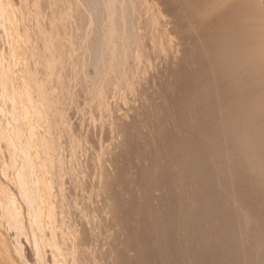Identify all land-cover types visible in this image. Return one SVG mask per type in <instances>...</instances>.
Segmentation results:
<instances>
[{
    "label": "bare ground",
    "instance_id": "obj_1",
    "mask_svg": "<svg viewBox=\"0 0 264 264\" xmlns=\"http://www.w3.org/2000/svg\"><path fill=\"white\" fill-rule=\"evenodd\" d=\"M0 1H4V0H0ZM6 1V0H5ZM9 1L10 0H8V2H7V5H8V3H9ZM12 1V0H11ZM14 1V0H13ZM16 1V0H15ZM21 1V0H20ZM39 1V0H38ZM38 1H36V2H34V3H37ZM59 1H62V0H59ZM78 1V0H77ZM81 1V0H80ZM91 1V0H90ZM101 2H105L106 0H100ZM99 1V2H100ZM115 2L114 0H107L106 2H105V4L104 3H100V5H98V6H100V7H102V6H105V9L104 8H102V9H104L103 10V13L104 12H106V9H107V12L106 13H108V15H106V13H105V15H106V17L107 16H110L111 18H113V20H114V18H115V21H114V23L115 24H113V23H111V21L109 20V22H108V20H104V23H105V21H107V23H109V25H110V27H109V25H108V27H109V31H107L108 29H105L106 31H107V33H109L110 32V34H111V32H113V34H111L110 35V37L112 38V35H113V37H114V35H116V32H115V34H114V31H120L121 29L123 30V28H125V27H127V25L126 24H128V28H127V30L129 31V32H131L130 34L128 33V31L126 30V32L129 34L128 35V38H127V41H129L131 38H133L132 39V42L133 43H135L134 44V46L132 45V47H135V45H137L138 47H135V48H137V50H138V48H139V46L140 47H142V46H144V45H146L147 43L146 42H144V40H146L147 41V39H145L144 38V36L142 37V38H144L143 40L141 39V36L140 35H138V34H140V31H143V30H141L142 28H141V26H143V28L144 29H150V34L151 33H153L154 31H155V29H157L156 31H155V33H158L157 31L159 30L158 28H159V24L161 23V18H163V17H160V14L159 13H161L160 11H159V9L157 10L156 9V7L152 4V3H150L148 0H126L127 1V3L125 4L126 5V8L124 9V8H122V10H125V12L123 11V16H124V20H125V14H131V16L132 17H136L137 18V16L138 15H135L137 12V9H139L138 10V13L137 14H139V12H140V9H142V11L145 13V14H147V18H146V16L144 15V13L143 12H141L140 14L142 15V13H143V15H144V18H145V20H143L142 18H139V16H138V18L139 19H141V20H143L144 21V23H142V24H140V20L137 18L136 19V22L132 19H130V22H128L127 21V19L130 17V16H128V18L125 20V21H123V19H121L122 17H120V15H121V9H120V3H121V5H122V3L124 4L125 2H124V0L123 1H121V0H116V2H115V4L117 3V1L119 2L118 4H116V5H119V9H118V6L117 7H115V9H117L118 11L120 10V15H118L119 13H118V11H117V13H116V10L114 9V7L113 6H115V5H113L112 6V4L111 3H113V2ZM154 1V0H153ZM184 1V0H183ZM187 2H192V1H194L195 2V0H186ZM198 1V0H197ZM18 2V1H17ZM22 2H24V0H22ZM40 2V1H39ZM44 2V1H43ZM48 2H50L49 0H48ZM63 2V1H62ZM75 1H73V3H74ZM89 2V1H88ZM97 2V1H96ZM162 2L165 4V6H169V9H166L167 10V12H168V10H171V13H170V11H169V13L170 14H174V13H176V12H178V13H176V15L178 14V15H183L184 14V19L180 16L179 18H177L178 17V15H177V17H176V15H173V16H175L177 19H179V21L175 18V22L177 21V23H176V26H177V31L180 29H178V23L179 22H181L182 20H189L190 21V19H188V18H186L185 19V16L186 17H189V15H190V11L188 12L187 11V13L189 14L188 16L187 15H185V13L186 12H184L183 11V8L185 7V8H187L186 6H182V5H184L183 4V2L181 1V0H177L176 2H177V4H179L178 2H182V5H180L179 4V6H177V4H176V6L174 5V6H172V4L173 3H176V2H174L173 0H162ZM187 2H185V5L186 4H189L190 5V2L189 3H187ZM193 2V3H194ZM202 2V1H201ZM239 2V1H238ZM4 3V2H3ZM2 3V4H3ZM16 3V2H15ZM19 3V2H18ZM54 3V2H53ZM55 3H56V1H55ZM57 3H59L58 1H57ZM67 3V5L65 6V5H61V4H66ZM69 3V4H68ZM76 4H72L71 3V1L70 0H68V1H66V0H64V2L63 3H59L60 4V6H58V7H61V6H63L62 7V10L63 11H57L58 13V15L56 16V18H58V19H60V20H58L59 22H60V25H62V20H66V18H69L70 16H69V12H70V15H72L73 13H74V15H75V19L74 18H70V19H73V20H75V21H77V19L76 18H78L77 16H76V14L79 12L78 11V8H80V6L83 4H78V3H80L79 1H78V3L77 2H75ZM90 3V2H89ZM88 3V4H89ZM156 3V2H155ZM1 4V3H0ZM1 4V5H2ZM5 4H6V2H5ZM14 4V3H13ZM24 4H26L25 2H24ZM40 4V5H39ZM38 4V6H39V8H41L40 6H41V3H39ZM44 4V3H43ZM53 5V6H51V5ZM58 4V5H59ZM72 4V5H71ZM84 4H85V2H84ZM87 4V3H86ZM87 4V5H88ZM97 4V3H96ZM103 4V5H102ZM146 4H148V5H146ZM158 4V3H157ZM162 4V3H161ZM9 5H11V3L9 4ZM17 5V4H16ZM30 5V4H29ZM32 5V4H31ZM48 6H49V8L48 9H51L52 7H54V8H56L55 7V4H52V2L51 3H49V4H47ZM46 5V6H47ZM57 5V4H56ZM74 5H76V7L74 6ZM124 5V6H125ZM127 5L129 6V5H131V6H129V7H127ZM146 5V6H145ZM156 5V4H155ZM13 6V5H12ZM15 6V5H14ZM20 6V5H19ZM25 6V5H24ZM35 6V5H34ZM37 6V7H38ZM51 6V7H50ZM74 6V7H73ZM86 5H84V7H85ZM89 6L90 5H88L87 7L89 8ZM133 6V8L135 7L136 8V10H135V8L133 9H131L130 7H132ZM145 6V8H143ZM180 6H182V7H180ZM191 6V5H190ZM1 7V6H0ZM4 7V4H3V6L1 7V8H3ZM9 7V6H8ZM17 7V6H16ZM32 7V6H31ZM36 7V8H37ZM58 7H57V9H58ZM87 7H86V9H87ZM107 7V8H106ZM113 7V8H112ZM175 7V8H182V11L184 12H180L181 10H179V8H178V10H176V12L175 11H173L172 12V10H173V8ZM198 7V6H197ZM231 7H233V6H231ZM231 7H229V8H231ZM6 8H7V6H6ZM15 8V7H14ZM22 8V9H21ZM25 8H27V7H25ZM34 8V7H33ZM32 8V9H33ZM39 8H37L38 9V12L37 13H35L36 11H37V9H35L34 8V10H32V11H35V12H33V13H35L36 15H33L32 13H29V14H32V16H34V18H36V17H38V16H40V17H42L41 15H43V17H44V14H46L47 12V8H46V10H44L46 13H44L43 14V12H42V10L43 9H39ZM64 8V9H63ZM74 8H76V9H74ZM96 8H98V7H96ZM95 7H94V10H95V13H100V11H96L97 9H96ZM110 8H112L111 10H115L114 12L113 11H111L110 10ZM127 8H129V10L131 9V11L130 12H132V13H129V11L127 12ZM171 8V9H170ZM174 8V9H175ZM4 9H5V7H4ZM4 9H1V11L4 13L5 11H4ZM20 9H21V14H22V10H23V12H25L24 11V9H23V7H20ZM45 9V8H44ZM53 9V8H52ZM92 9V8H91ZM101 8H99V10H100ZM101 9V10H102ZM144 9V10H143ZM145 9L146 10H148V12H145ZM188 9V8H187ZM186 9V10H187ZM193 9V8H192ZM192 9H191V11H192ZM219 9V8H218ZM225 9H227V8H225ZM234 9V8H233ZM233 9L232 10H228L229 12H231V11H233ZM239 9V8H238ZM10 10H12V9H10ZM15 10V9H14ZM41 10V12H39ZM54 10H56V9H54ZM59 10H61V8L59 9ZM72 10H74L75 12H72L71 13V11ZM80 10H82V9H80ZM88 10V9H87ZM90 10V9H89ZM133 10L136 12V13H134L133 12ZM201 10V9H200ZM0 11V13H2ZM7 11H9V10H7ZM51 11L52 10H50V14H52L53 15V17L55 16L54 14H53V12L54 11H52V13H51ZM84 10H82V12H83ZM150 11V12H149ZM196 11V10H195ZM227 11V10H226ZM240 10H238L236 13H237V16L235 17V18H237L238 17V13H241L240 15H242L244 12L241 10V12H239ZM30 12V11H29ZM63 12V13H62ZM81 11L79 12V13H81V14H85L86 12H83L82 13ZM92 12V11H91ZM127 12V13H126ZM223 13H224V10L222 11ZM6 14H7V12H5ZM17 13V12H16ZM28 13V11L26 12V14ZM76 13V14H75ZM78 13V14H79ZM88 13V12H87ZM90 13V12H89ZM95 13H93L94 15V18H91L92 20H94V19H96V18H101V17H105V15L103 14V16L101 15V17L100 16H98V15H96ZM101 13H102V11H101ZM100 13V14H101ZM113 13H116L117 15H118V17H120V20L121 21H123L124 23H126V24H123V22H121L120 20H119V18L118 17H116L117 15L116 14H113ZM134 13V14H133ZM193 13V12H192ZM232 13H234V12H232ZM231 13V16L233 17V14ZM236 13H234V14H236ZM5 14V15H6ZM10 14V13H9ZM41 14V15H40ZM48 14V13H47ZM62 14V15H61ZM64 14L65 15H68L67 17L66 16H64ZM81 14L79 15L80 16V18L82 17V19H84V14L81 16ZM169 14V15H170ZM194 14V13H193ZM213 14H215V13H213ZM212 14V15H213ZM4 15V16H5ZM13 15H14V12H13ZM19 15V14H18ZM17 15V16H18ZM28 15V14H27ZM27 15H26V17H25V14L23 13V15H21V18L23 19V18H25V20H26V18H28L30 15H28V17H27ZM87 15V14H86ZM90 15H92L91 13L88 15V16H90ZM114 15H116V16H114ZM135 15V16H134ZM162 15V14H161ZM219 15V14H218ZM220 15H222V17H223V14H221V12H220ZM229 16H230V14H228ZM239 15V16H240ZM10 16H11V14H10ZM10 16H8V17H10ZM15 16V15H14ZM46 16V15H45ZM49 16V15H48ZM47 16V17H48ZM88 16H86V18L88 17ZM93 16H90V17H93ZM97 16V17H96ZM162 16H164V14L162 15ZM172 16V17H173ZM195 16V15H194ZM198 16V15H197ZM230 16V17H231ZM1 18H2V16H0ZM19 17V16H18ZM47 17H46V20H47ZM51 18V17H49V19L50 20H54V18ZM63 17V18H62ZM66 17V18H65ZM74 17V16H73ZM105 17V18H106ZM131 17V18H132ZM142 17V16H141ZM191 17H193V16H191ZM191 17H189V18H191ZM219 17V16H218ZM220 18V19H223V18ZM227 17V16H226ZM231 17V18H232ZM233 17V18H234ZM257 17V16H256ZM4 18V17H3ZM13 18V17H12ZM34 18H31V19H33L34 20ZM45 18V17H44ZM65 18V19H64ZM98 18V20H100V21H98V22H101V24H103V21H101V19H99ZM105 18H102V20L103 19H105ZM180 18H182V20L180 21ZM229 18V17H228ZM227 18V19H228ZM231 18H229V19H231ZM231 19L232 21L235 19ZM240 18L241 19H244L245 18V16L244 15H242V16H240ZM239 18V19H240ZM254 18V17H253ZM19 19V18H18ZM29 19V18H28ZM31 19L30 20H28V21H31ZM40 18H37V20H39ZM161 19V20H160ZM194 19V18H193ZM196 19V18H195ZM215 19V18H214ZM217 19V18H216ZM226 18L224 17V20H225ZM228 19V21L227 20H223V24H225L224 22H230V23H227V26L228 27H226L225 25H223V26H225L224 27V29L225 30H227V31H225L224 29L223 30H220V31H222V32H227L225 35H224V33L222 34V39H219V38H221V36L219 35L218 37L219 38H217V36L215 35H213L212 34V32H211V28H213V27H209L208 28V26H206L207 28L206 29H208V30H210V31H208V30H206V29H202L201 27V30L202 31H205V32H203V33H205V34H203L202 33V31L199 29V31H200V33H201V35H199L198 33V28H197V31H196V29H193L194 28V23H189V21H183L182 22V24H183V26L185 25V29H187V25L188 24H190V25H188V27H190V26H193V28L191 27V29L193 30H191L192 31V33L193 34H191L190 32L191 31H189L190 29L188 28V33H190V36H191V38L194 36L195 38H193V42L191 43V45H190V48L189 47H187V48H189V50L186 52L187 53V57H186V59H183V62L185 61V60H188V58H189V60H191V62L193 63V65H192V63L189 65L188 63H187V65L189 66V67H193V70L191 71L190 69V71H188V68H186V66L184 67V64H183V66H182V64L181 63H179V67H180V64H181V66L182 67H184V68H182L181 67V69H177L178 70V73L176 72V74H172V72H167V74L166 73H163L164 72V70L165 69H162L160 72H159V74L160 73H162L163 74V77H162V74H161V76L158 74L157 76H159V77H162L160 80L157 78V81L159 80V82H158V86L156 87V89H154V91H149V92H151V94H149V92H146V91H148V88H149V86L148 85H151V84H147L146 86H148V88H145V90H143V88L141 89V91H142V93H140V94H142V96H143V93H145L144 94V96H147V95H149V97L147 98V100H146V102H144V104L141 106V107H139V108H134V111H133V115H132V119H130V121H126V120H120V119H122V118H120L119 119V117L117 118V120H119V121H117L118 122V124L116 125V126H118L117 128H118V131H119V133H120V135H119V137H122V139L119 141V142H117L116 141V145H115V148L116 149H118L117 150V152L116 153H112V158H111V161H112V163H113V169H112V172H109V173H107V172H105V167H103L104 169H101V167H99L100 165H98V167L101 169V171L100 170H98V171H100L99 173H100V175H103L102 176V180H103V177H104V181L102 182V184L100 185V187L102 188V190L100 191V192H102V194L104 195V197H103V199L104 200H102V202H105V207L103 208L102 206H101V208H103V209H106L105 211H107L108 213H110V216H111V219H110V223H107V224H103V228H102V226H101V231H103V229H106V231L108 230V229H113V233L111 232V236H113V234H114V236H113V238H112V243H110L112 246H111V250H109V253H103L102 252V254H99V256L101 257H99L104 263H102V264H264V72L262 71V70H260V67L261 68H263L264 66V60L263 59H261V58H263V57H261L260 56V54L259 55H254V54H256V52L257 51H259V49H257V51L255 52V46H254V44L252 45V46H254L253 48H252V46H251V49H253L254 51L253 52H249L248 50V47H244V45L242 46L241 45V47L239 46L240 44H239V42H246V40H247V37L248 36H246V34L248 35V33H246L245 34V32L243 31V32H241V30L240 29H237V27H236V24L237 23H239V22H232V21H230ZM263 19V18H262ZM5 20H6V16H5ZM10 20V19H9ZM20 20V19H19ZM24 20V19H23ZM32 20V21H33ZM44 20V19H43ZM45 20V21H46ZM56 20V19H55ZM79 20V19H78ZM89 20V19H88ZM87 20V21H88ZM211 20H212V18H211ZM238 20V19H237ZM247 20H249V19H247ZM18 20H17V18H16V22H17ZM27 21V20H26ZM25 21V22H26ZM27 21V22H28ZM35 21V20H34ZM49 21V20H48ZM67 21V20H66ZM70 21H72V20H70ZM81 21H83V20H81ZM86 20H85V22H87ZM97 21V20H96ZM96 21H95V26L98 24L99 25V23H96ZM139 22V24H140V26H138L137 27V25H135V24H138V22ZM163 22L165 21V19H163L162 20ZM196 21V20H195ZM218 21V20H217ZM243 21V20H242ZM242 21H240V23H242ZM4 22V21H3ZM40 22V21H39ZM57 22V20L56 21H52V22H48V24H47V27L48 26H50L51 25V23H53V24H58V23H56ZM65 22V21H64ZM80 22V21H79ZM88 22H90L91 23V20H89ZM113 22V21H112ZM162 22V23H163ZM209 22H210V20H209ZM214 22V21H213ZM231 22L233 23V24H235V27H236V29H235V27L234 26H232L233 24H231ZM249 22V21H248ZM257 22V21H256ZM45 23V22H44ZM76 23V22H75ZM74 23V24H75ZM82 23V22H81ZM119 23V24H118ZM120 23H122L121 24V26L123 27V28H120L119 26H120ZM203 23V22H202ZM211 23V22H210ZM217 23H219V21L217 22ZM217 23H215V25L217 24ZM221 23V22H220ZM259 23H260V21H259ZM0 24L2 25L3 23H2V21L0 22ZM15 24H17V23H15ZM65 24H67V22L65 23ZM79 24V23H78ZM83 24V23H82ZM84 24H86V23H84ZM89 24V23H88ZM92 24H93V21H92ZM138 24V25H139ZM191 24H193V25H191ZM196 24V23H195ZM243 24V23H242ZM23 25V24H22ZM28 25V24H27ZM55 25V27H57ZM59 25V24H58ZM58 26V27H61V26ZM90 25V24H89ZM94 25V24H93ZM105 25H106V23H105ZM124 25H126L125 27H124ZM181 25V23H179V26ZM212 25H214V24H212ZM220 25V24H219ZM237 25H239V24H237ZM241 25V24H240ZM240 25H239V28H240ZM5 26V25H4ZM18 26V25H17ZM16 26V27H17ZM20 26V25H19ZM40 26H41V23H40ZM40 26H38V27H40ZM63 26V25H62ZM101 26V25H100ZM100 26H98V27H100ZM102 26H104V25H102ZM101 26V27H102ZM130 26H132L131 27V29H130ZM135 26H136V28H138V30H140V31H138L137 32V30H136V28H135ZM222 26V25H221ZM1 27V26H0ZM16 27H14L15 29H17ZM24 27V26H23ZM27 27V26H26ZM29 27V26H28ZM31 27V26H30ZM29 27V28H30ZM32 27H33V25H32ZM38 27H37V24H36V27H34V31L35 32H32L31 30H30V32L31 33H43L44 31H45V35H44V33L43 34H37L38 36H40L41 35V37H39V38H37V35L36 34H34L35 36H36V41H35V43H36V45H38L37 43V40H41L42 42H44L43 41V38H42V35L43 36H45V37H47V38H45L44 37V39H47L46 40V45H47V43H49L48 45L50 46V45H52L53 43V47L52 48H50V49H54V52L53 53H57V50L55 49L56 48V44L55 43H58V42H54L56 39V41H58V39H60L61 37L60 36H63V40H64V38H66L65 40H67V43L64 41V43H63V41H62V38L60 39L61 41H62V44H61V41H60V46L61 45H63V44H68L69 43V41H70V47L68 46L67 48H66V50L67 51H64L65 50V47L66 46H63L62 47V49H64V50H61V51H63L64 53H68V48H70V51H71V49H72V47H74V49H75V51H74V49H73V51L74 52H76L77 53V51H76V48H75V45H73L74 43H76V42H78L77 41V38H79L78 40L81 42V31H80V35L81 36H79V34L77 35V33H71L72 35L73 34H76V35H74V36H72L71 35V37H69L68 39H67V36L68 35H62V34H64L65 32V30H66V26L64 25V28H61L60 30L63 32V33H61L60 34V31L58 30V32H57V29L58 28H56V30L54 29V25H51L50 26V28H52V29H50V28H45V29H47V30H45L44 29V31L42 32V31H39V29H38ZM82 27V26H81ZM87 27V26H86ZM98 27H96L97 29H99ZM107 27V26H106ZM107 27V28H108ZM166 27H167V25H166ZM181 27V26H180ZM203 27V26H202ZM234 27V28H233ZM21 28H22V26H21ZM36 28H37V31H36ZM41 28L43 29V26H41L40 27V30H41ZM120 28V29H119ZM175 28V27H174ZM184 28L182 27L181 28V30L183 29L184 30ZM203 28H205V27H203ZM4 29H6L5 27H4ZM12 29V28H11ZM14 29V30H15ZM31 29V28H30ZM49 29V30H48ZM65 29V30H64ZM103 29V28H102ZM214 29V28H213ZM233 29H235V30H233ZM242 29V28H241ZM244 29V28H243ZM246 29V28H245ZM17 30H19V29H17ZM16 30V31H17ZM27 30V29H26ZM53 30H55V31H53ZM64 30V31H63ZM77 30V29H76ZM87 30V29H86ZM93 30V29H92ZM100 30V29H99ZM104 30V29H103ZM154 30V31H153ZM175 30V29H174ZM181 30L180 31H178V32H181ZM238 30H240V31H238ZM8 31V30H7ZM10 31H12V30H10ZM9 31V32H10ZM15 31V32H16ZM21 31H22V29H21ZM24 31V30H23ZM22 31V32H23ZM29 31V30H28ZM102 31V30H101ZM100 31V32H101ZM106 31H105V33H106ZM125 31V30H124ZM153 31V32H152ZM164 31V30H163ZM176 31V30H175ZM194 31H196L197 33L194 35ZM219 31V32H220ZM235 31H237V33L235 32ZM252 31H253V29H252ZM255 31H256V29H255ZM14 32V33H15ZM26 32V31H25ZM55 32V33H54ZM69 32V31H68ZM99 32V33H100ZM123 32V31H122ZM125 32V33H126ZM149 31H147V33L146 32H144L143 31V34L144 33H146V34H148V35H150L149 33H148ZM183 32V36L185 37V34H187V32L186 31H182ZM185 32V33H184ZM210 32H211V34H210ZM213 32H215V31H213ZM254 32V31H253ZM4 34H5V32H3ZM8 33V32H7ZM13 33V32H12ZM11 33V34H12ZM14 33L12 34L13 36H11V38L13 37V41L11 42V43H14V38H15V36H14ZM24 33V32H23ZM23 33H21L20 35H18L20 38H22L21 36H23V38H26L27 36H29V38H30V34L29 33H24V35H22ZM66 33H67V30H66ZM88 33H89V31H88ZM102 33H104V32H102ZM105 33H104V36H105ZM118 33V32H117ZM120 34H122L123 35V33H121V32H119ZM118 33V34H119ZM125 33H124V36H125ZM154 33V34H155ZM162 32L160 31V34H161ZM163 33H165V37H166V31L165 32H163ZM163 33H162V35H163ZM171 33V32H170ZM173 33H175V32H173ZM244 33V35H242V34ZM257 33H259V32H257ZM10 34V33H9ZM8 34V35H9ZM10 34V35H11ZM85 34H87L86 32H85ZM89 34H91V33H89ZM88 34V35H89ZM95 34H96V32H95ZM97 34H98V32H97ZM117 34V35H118ZM142 34V33H141ZM142 34V35H143ZM146 34H144L145 35V37L147 36ZM178 34V33H177ZM203 34V35H202ZM219 34V33H218ZM220 34H221V32H220ZM241 34V35H240ZM260 34V33H259ZM263 34V33H262ZM70 35V34H69ZM92 35V34H91ZM102 35V34H101ZM100 35V36H101ZM131 35V36H130ZM168 35V34H167ZM169 35H171V34H169ZM173 35H175V34H173ZM239 35H240V37H239ZM253 35V34H252ZM24 36H26V37H24ZM31 36H33V35H31ZM35 36H34V38H35ZM65 36V37H64ZM103 36V35H102ZM103 36V38H105ZM129 36H130V39H129ZM179 36V35H178ZM182 36V35H181ZM187 36H189V35H187ZM186 36V37H187ZM190 36H189V38H190ZM244 36V38H242ZM18 37V38H19ZM88 37V36H87ZM87 37L85 38V39H87ZM91 37V36H90ZM109 37V38H110ZM126 37H127V35H126ZM149 37V36H148ZM147 37V38H148ZM158 37H160L159 35H157V34H155V35H150V40H151V42H149V44H151V43H154V42H156V44H157V41H158ZM224 37V38H223ZM262 37V36H261ZM19 38V40H22V39H20ZM28 38V37H27ZM29 38H28V41H29V43H33V41H31L30 42V40L32 39V37L30 38V40H29ZM102 38V41H104V39ZM110 38V39H111ZM115 39L114 40H112L111 39V42H110V39L108 40V41H106V45L107 44H109V43H111L110 44V46L109 45H107V46H109V48H111V46L113 45L114 47H115V45L117 46V42L115 43V45H114V43H112L113 41H116V39L118 38V37H114ZM119 38H123V39H117V40H119V42L120 41H122V42H124L123 40H126V39H124L125 37H123V36H120ZM162 38H164V37H162ZM170 38V37H169ZM180 38V37H179ZM183 38V37H182ZM189 38H187V39H185V40H188ZM189 39L188 41L189 42H187V43H190L191 41L190 40H192V39ZM242 39L241 41H239L240 39ZM252 38H254V36H252ZM257 38V37H256ZM259 38V37H258ZM258 38L257 39H255V40H258ZM10 39V38H9ZM55 39V40H54ZM70 39V40H69ZM106 39H107V37H106ZM129 39V40H128ZM157 39V40H156ZM168 39V38H167ZM178 39V38H177ZM237 39V40H236ZM239 39V40H238ZM25 40V39H24ZM72 40L74 41V43L72 44L71 42H72ZM155 40V41H154ZM163 40V39H162ZM164 40H166V39H164ZM171 40V39H170ZM173 40V39H172ZM254 40V39H253ZM263 40H264V38H263ZM3 41V40H2ZM1 41V42H2ZM11 41V40H10ZM17 41H18V39H17ZM26 41V40H25ZM27 41V42H28ZM41 41H40V43H41ZM101 41V42H102ZM126 41V42H127ZM148 41H149V39H148ZM239 41V42H238ZM250 41V40H249ZM249 41H247L246 43H247V45H248V43H249ZM252 41V40H251ZM258 41H260V40H258ZM262 41V40H261ZM15 42H16V39H15ZM19 42V41H18ZM27 42H25L26 44H27V46H29L30 44L29 43H27ZM92 42V41H91ZM94 42V41H93ZM107 42H109V43H107ZM121 42V45H124L123 43ZM131 42V41H130ZM129 42V43H130ZM132 42H131V44H132ZM163 42V41H162ZM166 42V41H165ZM185 42V43H186ZM264 42V41H263ZM17 43V42H16ZM16 43H14L15 44V47H12L14 44H12V46H11V48H16ZM34 43V44H35ZM51 43V44H50ZM82 43V42H81ZM81 43H79L80 45H81ZM83 43H84V41H83ZM125 43V42H124ZM160 43V42H159ZM158 43V44H159ZM169 43V42H168ZM180 43V42H179ZM186 43V44H187ZM252 43H253V41H252ZM255 43H257V42H255ZM6 44V43H5ZM25 44V45H26ZM34 44H32L31 46H29V47H25L24 45H22V47L24 48V49H28L29 50V48H31L30 50H31V52L33 51L32 50V48L33 49H35L36 50V48L38 49L39 47H40V45H38L39 47H37L36 46V48H35V45ZM71 44H72V46H71ZM77 44V43H76ZM78 44V45H79ZM90 44V43H89ZM101 44H105V41L103 42V43H100V45ZM120 44V43H119ZM126 45H124L123 47H126V46H128V45H131V44H128V42L127 43H125ZM155 44V46H157ZM163 44V43H162ZM165 44V43H164ZM163 44V45H164ZM175 44V43H174ZM186 44H184V45H186ZM239 44V45H238ZM243 44V43H242ZM245 44V43H244ZM261 44H262V42H261ZM11 44H9V46H10ZM41 45H42V43H41ZM44 45L45 44H43L41 47H43L44 48ZM54 45H56V46H54ZM84 45V44H83ZM166 45V44H165ZM180 45H181V43H180ZM256 45H259V44H256ZM33 46V47H32ZM88 46V45H87ZM90 46V45H89ZM98 46H99V44H98ZM102 46V45H101ZM107 46H102V49H103V47H106L107 48ZM151 46H153V44H151ZM160 46V45H159ZM177 46V45H176ZM189 46V45H188ZM17 47H18V45H17ZM22 47H20V48H22ZM51 47V46H50ZM78 47V46H77ZM82 46H80V47H78L79 49L78 50H80V49H82L81 48ZM86 47V46H85ZM114 47H112L113 49H114ZM118 47H119V45H118ZM117 47V48H118ZM123 47H119V49H120V51H122L121 50V48H123ZM154 47V46H153ZM167 47H168V45H167ZM170 47V46H169ZM178 47V46H177ZM181 47V46H180ZM10 48V47H9ZM21 49V50H23L24 52V54H22V52H21V54L23 55V58H21V59H23V60H25L26 58H24V55L26 56V57H31L32 55V53H30V50H29V55L27 54V51H25L24 49ZM42 48V49H43ZM60 49V47H59V45H58V47H57V49ZM92 48V47H91ZM99 48H101V47H99ZM98 48V49H99ZM109 48H108V51L109 52H111V51H113L112 49H111V51L109 50ZM116 48V47H115ZM131 48V47H130ZM134 48V49H135ZM163 48V47H162ZM166 48V47H165ZM171 48V47H170ZM173 48V47H172ZM184 48V47H183ZM13 49V50H14ZM40 49V48H39ZM48 48L46 47L45 49H43V51L44 50H47ZM59 49H58V52L60 53L59 55H57L56 53H55V55H54V57H53V55L51 56V53H52V51L50 52V50H49V53H50V56L51 57H53V59L52 58H49L47 55H49L47 52H48V50L47 51H44V52H42L41 51V49L38 51V53L40 54V51H41V53H42V57L37 53H34L33 54V56H37V59L38 60H36V58L34 57H31V58H33V59H30V61L33 63L35 60L36 61H40L41 59H39L38 57L40 56V58H42L43 60V62L42 61H40V63L39 62H36L35 61V63L37 64L38 63V68L39 67H41V66H39V65H41V62H42V67L44 66V64H45V66H46V68L48 69V67L51 65V67H53L54 68V64L53 63H55L54 61H56V60H58L59 58H61V55H62V58H63V56H65L66 57V55H67V57L66 58H68L69 56H71L72 54H74L75 55V53L73 52H70V53H68V54H71V55H69L68 56V54H64L63 52H61V51H59ZM84 49V48H83ZM119 49H117V50H115L114 51V54H115V52L116 51H119ZM127 49H128V47H127ZM133 48H131V50H132ZM132 50L131 51V56L134 54V52H137L136 51V49L135 50ZM143 50H145L144 49V47L142 48ZM263 49V48H262ZM20 50V51H21ZM34 50V51H35ZM88 50V49H87ZM97 50V49H96ZM95 50V51H96ZM107 50V49H106ZM126 49L124 48V50L123 51H125ZM140 50V49H139ZM155 50V49H154ZM164 50V49H163ZM168 50V49H167ZM261 50V49H260ZM89 51V50H88ZM95 51L91 54V55H97V53H95ZM122 51V53L121 54H123V53H125V52H123ZM128 51H129V49H128ZM158 51V50H157ZM156 51V52H157ZM169 51V50H168ZM167 51V52H168ZM172 51V50H171ZM252 51V50H251ZM25 52H26V54H25ZM36 52H37V50H36ZM89 52H91V51H89ZM88 52V53H89ZM104 52H106L107 54H108V58L109 59H111L112 58V60H113V57H114V60H115V58L117 57L118 58V55L120 54L119 52V54L116 52V55H112L113 54V52L111 53V55L113 56V57H110L109 56V54L110 53H108L107 51H105V48H104V50H103V52H100V53H103V54H105ZM140 51H138L137 52V55H138V53H139ZM8 53V52H7ZM13 53V52H12ZM14 53H15V50H14ZM13 53V54H14ZM19 53V52H18ZM18 53H16V54H18ZM44 53H46V54H44ZM78 53H80L79 51H78ZM83 53V52H82ZM82 53H80V54H82ZM127 53V52H126ZM129 53V52H128ZM127 53V55H130V54H128ZM144 53H147V52H144L143 51V53H142V50H141V54H144ZM174 53V52H173ZM264 53V52H263ZM11 54V53H10ZM12 54V55H13ZM84 54V53H83ZM86 54V53H85ZM118 54V55H117ZM120 54V55H121ZM136 54V53H135ZM134 54V55H135ZM141 54H139V59H141L142 57V55ZM149 54V53H148ZM161 54V53H160ZM168 54V53H167ZM2 55H4L3 53L1 54L0 53V59H1V56ZM44 55V56H43ZM90 55V56H91ZM99 56H100V54H98ZM102 55V54H101ZM126 55V54H125ZM137 55L136 56H134V57H137ZM146 55V54H145ZM166 55V54H165ZM172 55V54H171ZM184 55H186V54H184ZM262 56H264L263 54H261ZM8 56L10 57L11 55H9V53H8ZM46 56V57H45ZM78 56V55H77ZM77 56H75L77 59H79ZM90 56H89V59H90ZM98 56V57H99ZM116 56V57H115ZM124 58H125V56H124V54L122 55ZM130 56V57H131ZM161 56V55H160ZM159 56V57H160ZM261 58H260V57ZM12 57V59H13V57L14 56H11ZM48 57V58H47ZM63 58L64 59V61H65V64L64 65H66L65 67L66 68H64V66H63V62H61V61H63L62 60V58H61V61H60V59H59V61H60V63H61V66H62V68L64 69V70H66L67 68H68V64H69V62L71 63V61H70V58H68V63H67V61L65 60L66 58ZM84 57V56H83ZM83 57H82V60H83ZM88 57V56H87ZM106 54L104 55V58L106 59ZM120 57V56H119ZM129 57V56H128ZM128 57H126V58H128ZM150 56H145V61L147 62V60H148V58H149ZM154 57V56H153ZM182 57V56H181ZM5 58V60L3 61V62H5L7 59L6 58H8V57H4ZM20 58V57H19ZM73 58H74V56H72V58H71V60H73ZM91 58H93V56L91 57ZM101 58V56L99 57V59ZM124 59V61L126 60L127 61V59ZM132 58V57H131ZM131 58H128V59H130L131 60ZM167 58V57H166ZM175 58V57H174ZM180 58V57H179ZM183 58V57H182ZM184 58H185V56H184ZM257 58H260L261 60H263V61H261V60H259V59H257ZM11 59V58H10ZM15 59H16V56H15ZM85 59V58H84ZM108 59V60H109ZM134 59H136V58H134ZM139 59H138V62L137 63H139ZM2 60H3V57H2ZM18 60H20V59H18ZM26 60H28L26 63H28L29 62V58L28 59H26ZM80 60V59H79ZM79 60H77V62H81V60L79 61ZM93 60V59H92ZM91 60V61H92ZM94 60H95V57H94ZM102 60V59H101ZM99 61L101 64H105L106 63V60L105 61ZM110 61L109 63H107V64H109V65H111L112 67H113V65H115L114 66V69H115V67L117 66V65H119V64H117L116 63V61L117 62H119L118 60H119V58L118 59H116L115 61ZM120 60H121V58H120ZM133 60V59H132ZM131 60V61H132ZM142 60V59H141ZM154 60V59H153ZM179 60V59H178ZM11 61V60H10ZM17 61V60H16ZM58 61V62H59ZM96 61H97V58H96ZM126 61L124 62L125 64H126ZM129 61V60H128ZM130 61V62H131ZM144 61V60H143ZM145 61H144V64H146L145 63ZM149 61V60H148ZM156 61V60H155ZM162 61H163V59H162ZM164 61H165V59H164ZM181 61V60H180ZM179 61V62H180ZM2 61H0V63H1ZM9 62V61H8ZM14 62H15V60H14ZM20 62V61H19ZM24 62V61H23ZM75 62V61H74ZM74 62H72V64H74ZM93 62V61H92ZM103 62H105V63H103ZM113 63V62H115V63H113V65L112 64H110V63ZM121 63L123 62V61H120ZM119 62V63H120ZM130 62H128V64H130V66H131V63ZM150 62V61H149ZM182 62V61H181ZM187 61H185V63H186ZM12 64H15V63H13V62H11ZM10 63V64H11ZM32 63L30 64V66L32 65ZM57 63V62H56ZM59 63V64H60ZM67 63V64H66ZM84 63H86L85 61L82 63L83 64V66H84ZM134 63H135V61H134ZM136 63V65H134L135 67L138 65ZM156 63V62H155ZM174 63V62H173ZM4 64V63H3ZM3 64H1L0 65V67L1 66H3ZM72 64H69L70 65V67L73 69H71L70 67V69H71V72L73 71V75L74 76H78V75H76L78 72H79V68L77 67V65H76V67H74V65H72ZM79 64V63H78ZM81 64V65H82ZM97 64V63H96ZM106 64V65H107ZM128 64H126V65H128ZM143 64V63H142ZM143 64V65H144ZM149 64V63H148ZM160 64V63H159ZM158 64V65H159ZM162 64V63H161ZM263 64V65H262ZM7 65V64H6ZM35 65V64H34ZM57 65H58V63L55 65L56 67H57ZM72 65V66H71ZM99 65V64H98ZM123 65V64H122ZM125 65V66H126ZM155 65V64H154ZM163 65V64H162ZM167 65V64H166ZM186 65V64H185ZM16 66V65H15ZM45 66L43 67V68H41L42 70L43 69H45ZM48 66V67H47ZM60 66V67H61ZM94 66H96V65H94ZM100 66V65H99ZM99 66H98V68H99ZM110 66V67H111ZM121 66V65H120ZM124 66V65H123ZM122 66V68H120V69H122L123 70V68H125V67H123ZM129 66V65H128ZM127 66V67H128ZM139 66V65H138ZM148 66V65H147ZM175 66V65H174ZM6 66L4 65V67L1 69L2 71L0 72V73H2V74H0V76H2V75H6V74H3V72L5 71V73L7 72V71H9L8 73H12L11 71H13V70H11V69H7L6 70V68H5ZM10 67V66H9ZM22 67H25V65L24 66H22ZM32 67V66H31ZM33 67H35V66H33ZM32 67V68H33ZM50 67V70L52 69ZM80 67V66H79ZM86 67V66H85ZM97 67V66H96ZM94 68V69H97V68ZM103 68H105V69H107L109 66L107 65V68L105 67V65L104 66H102ZM108 68L109 70V72L111 71L110 69H112V67L111 68ZM119 67V66H118ZM126 67V68H127ZM133 66H131L130 68V71H126V72H121V70L118 72L119 74H115V72H116V70L118 69H115L114 70V72H113V74L114 75H116V79H112L111 78V80H109V79H104V81H102L103 80V76L101 77V76H99V77H101L102 79H100V81L99 80H97V79H95L96 81H97V83H98V81H99V87H100V89H102L101 91H98V89H97V91H98V93H97V97L98 96H100V98L98 97V99H100V100H102L103 99V103H101V104H103V106H104V103L106 104L107 102H104L105 101V97L103 98V96L101 97V95H102V93H104L105 91H107V87L109 86V84H107V83H105V82H109V83H111V86L110 87H112V90L110 89V87H109V89L111 90L110 92L112 93H114V91H115V93H116V90H120V89H122L123 88V86L125 85L126 86V84L128 83V84H130L129 83V79H131V80H133L132 78L134 77V81H133V83L136 81V79H139V78H136L135 79V74H136V70H138L137 69V67L135 68V70H133V68H132ZM145 67V66H144ZM158 67V66H157ZM10 68H12V67H10ZM31 68V70H33ZM62 68H60V70L63 72L64 70L62 69ZM68 68V69H69ZM75 68H76V71H77V73H75ZM83 68V67H82ZM81 68V69H82ZM101 68V67H100ZM142 68H143V66H142ZM187 70H186V69ZM20 69V68H19ZM23 68H21V70H22ZM25 69H26V67H25ZM40 69V68H39ZM67 69V70H68ZM85 68H83V72L85 71L84 70ZM128 69H129V67H128ZM147 69V68H146ZM160 69V68H159ZM4 70V71H3ZM50 70H47L46 71V69H45V73H47V75H52L49 79H52V80H54V76L57 78V73L54 71L55 70V68H54V70H53V73L52 74H50ZM66 70V71H67ZM102 70V69H101ZM104 70V69H103ZM140 72L139 73H141V67H140ZM138 70V71H139ZM155 70H157V69H155ZM155 70H153V71H155ZM171 70V69H170ZM264 70V69H263ZM28 71V70H27ZM56 71H59V70H56ZM61 71H59V73L61 72ZM99 71H100V69H99ZM98 70H97V75L99 74L98 72H99ZM104 71H106V70H104ZM108 71H106V73H105V76L104 77H106V74H107V77L106 78H108ZM112 71H113V69H112ZM124 71V70H123ZM135 71V72H134ZM138 71H137V73H138ZM149 71H151V70H149ZM159 71V70H158ZM166 71V70H165ZM173 71V70H172ZM58 73L59 75H64L65 73V71L63 72V73ZM82 72V73H83ZM88 71H86V73H87ZM108 72V73H107ZM143 72V71H142ZM7 73V74H8ZM15 74L17 73V72H14ZM26 73V72H25ZM30 74V71L29 72H27V74ZM34 70L32 71V76H33V78H36V79H40V77H45V75L44 74H40L39 73V76H37L36 77V74H37V71H36V74L34 73ZM42 73H43V71H42ZM55 73V74H54ZM75 73V74H74ZM85 73V72H84ZM91 73V72H90ZM100 73H101V71H100ZM103 73V72H102ZM132 74L131 76H130V74ZM135 73V74H134ZM139 73H138V75H139ZM145 73V72H144ZM260 73H261V75H260ZM10 74L8 75V76H10ZM20 74V73H19ZM18 74V75H19ZM54 74V75H53ZM67 74H69L68 72H67ZM71 74V75H72ZM95 74V73H94ZM92 75V76H95V75ZM110 74V73H109ZM112 74V73H111ZM113 74H112V76H110L109 75V77H113ZM133 74H134V76H133ZM147 74V73H146ZM151 74V73H150ZM166 74V75H165ZM14 75V74H13ZM21 75H22V72H21ZM38 75V74H37ZM41 75V76H40ZM47 75H46V77H47ZM70 75V76H71ZM84 74H82V78L83 77H85V76H83ZM85 75H87V74H85ZM100 75V74H99ZM102 75H104V73L102 74ZM118 75V76H117ZM141 75V74H140ZM152 75V74H151ZM156 74H154L153 73V76H154V78L155 77H157V76H155ZM8 76H2V81L4 82H1L2 83V85H1V83H0V85H1V87H0V89H3L4 88V85H5V81L7 80H5L4 78H11V77H8ZM12 76V75H11ZM23 76L24 77H21V78H27V76L25 75V74H23ZM62 76H58V78H60L61 77V79H58V80H60V81H58L56 78V80L58 81V83H60L61 82V80H62ZM65 76V75H64ZM87 76H89V75H87ZM137 76V75H136ZM153 76H152V78H153ZM13 77V76H12ZM43 77V78H44ZM66 77V76H65ZM64 77V78H65ZM73 77V76H72ZM72 77H71V79H72ZM75 77V81H76V79H78V80H81V78L79 79L78 77L76 78ZM79 77H80V75H79ZM129 77H132V78H129ZM138 77H141V76H138ZM143 77V76H142ZM19 78V79H18ZM31 75L29 76V81H28V79L26 80L27 82H24V80L23 79H20V77H15L14 78V80H12L15 84H16V81H15V79L17 80V84L16 85H19L18 87L20 88V86L23 88V86H25V85H27V88H26V91L29 89L28 88V85H29V87H33V84H35L34 86L35 87H38L37 88V90L39 89V87H40V84L42 83H44L43 85H41L43 88V90L41 89V92H40V94H36L38 91L37 90H33L35 87H33V89H31L32 91H37L35 94H36V96L35 97H31V99H29L30 101L34 98L35 99V104H36V102H37V104H36V106L34 107V108H31V106L33 105L32 103H31V105H28L29 103H26V101L24 102L23 101V99L22 98H24V94H29V96H30V92H31V90H28L29 91V93H27V92H25V91H23L24 90V88H23V90H20V89H18L19 90V92H17V91H13V92H16L17 93V95H21L20 97H21V99H19L21 102L23 101L25 104H26V106L24 107V108H26L27 106H29L28 107V109H30V111H32V115H34V114H36L35 116L37 117V113H39L40 114V111L42 112V110L44 111V112H46V110H44L45 109V107H44V109L43 108H41L42 106H45L46 105V103H47V100L49 99V97H50V94H51V92L48 90L49 89V86H54V84H53V81L52 80H49L50 82H49V84L50 85H48V81H47V79H43V81L40 79H38L39 81H40V83L37 81V80H34L35 81V83H34V81L32 82L31 81ZM67 78H68V76H67ZM94 78V77H93ZM96 78H98V76L96 77ZM0 79V80H1ZM69 79V78H68ZM71 79H69L70 81H71ZM99 79V78H98ZM156 79V78H155ZM5 80V81H4ZM23 81V83H22V81ZM64 80H66V78L64 79ZM141 80V79H140ZM152 80V79H151ZM150 80V81H151ZM11 81V82H12ZM18 81H21L20 83L18 82ZM45 81V82H44ZM75 81H74V77H73V80L71 81V83L72 82H74V84H75ZM82 81V80H81ZM88 81V80H87ZM143 81V80H142ZM153 81H155V80H153ZM8 82H10V80L8 81ZM30 82H32L33 84L31 85V83ZM65 82V81H64ZM67 82H68V80H67ZM86 82V81H85ZM141 82V81H140ZM139 82V83H140ZM146 82V81H145ZM149 82V81H148ZM152 82V81H151ZM14 83H13V85H11V86H14ZM21 83H22V85H21ZM26 83H28V84H26ZM30 83V84H29ZM55 83V82H54ZM62 83V82H61ZM66 83V82H65ZM100 83H101V86H100ZM104 83V84H103ZM136 83V82H135ZM8 84V83H7ZM12 84V83H11ZM25 84V85H24ZM68 84H70V82L68 83ZM68 84L67 85H64V91H65V87L66 86H68ZM127 84V85H128ZM15 85V86H16ZM37 85H39V86H37ZM46 85V86H45ZM58 85V84H57ZM62 85V84H61ZM71 85V84H70ZM76 85V84H75ZM107 85V87H106V89L104 88L105 86ZM131 85V84H130ZM139 85V84H138ZM144 85H145V83H144ZM84 86H85V84H84ZM91 86H94L95 87V85L93 84V83H91ZM122 86V88H120V87ZM140 86V85H139ZM9 87V86H8ZM17 87V86H16ZM46 87V88H45ZM50 87V88H51ZM58 87L59 86H57V90H58ZM62 87V86H61ZM80 87V86H79ZM102 87V88H101ZM120 88V89H117V88ZM128 87V86H127ZM137 87V86H136ZM21 88V89H22ZM53 89H54V87H52ZM51 88V89H52ZM69 88V87H68ZM67 88V89H68ZM88 88H89V86H88ZM93 88V87H92ZM103 88L105 89V91L103 90ZM116 89V90H113V89ZM138 88V87H137ZM5 89V88H4ZM6 89H7V87H6ZM6 89L4 90V92L3 91H0V92H2L3 94L5 93V91H6ZM17 89V88H16ZM36 89V88H35ZM135 89V88H134ZM151 89V87L149 88V90ZM11 90H13V88L11 89ZM57 90H55V91H57ZM63 90V89H62ZM72 90V89H71ZM92 90V89H91ZM91 90L89 89V90H87L88 92H86V93H89V92H91ZM93 90L95 91V89L93 88ZM93 90H92V92L91 93H93L94 95H95V93L93 92ZM125 90V89H124ZM123 90V91H124ZM135 90H137V89H135ZM152 90H153V88H152ZM8 91V90H7ZM21 91V92H20ZM23 91V92H22ZM50 93H49V92ZM53 91V90H52ZM104 91V92H103ZM117 91V92H118ZM122 91V92H123ZM138 91V90H137ZM139 91H140V88H139ZM140 91V92H141ZM12 92V91H11ZM10 93L11 95L12 94H14V93ZM25 92V93H24ZM59 92V91H58ZM62 91L60 90V93H61ZM73 92V91H72ZM71 92V93H72ZM108 92H109V90H108ZM1 93V96L3 95ZM15 93V94H16ZM18 93H22V94H18ZM39 93V92H38ZM66 93H67V91H66ZM70 93V94H71ZM86 93H85V95H86ZM91 93L90 94H88V96L89 95H91ZM107 93V92H106ZM103 94L104 96H106V99H107V94ZM114 93V96L116 95ZM148 93V94H147ZM154 93H155V95H154ZM6 94H8V92L7 93H5V96H6ZM31 94H33L32 92H31ZM35 94H33V95H35ZM64 94V93H63ZM62 93H61V95H63ZM134 94V93H133ZM147 94V95H146ZM17 95H13L12 96V98L14 97V96H17ZM54 95H56L55 94V92H54ZM53 95V96H54ZM57 95H60V94H58L57 93ZM56 95V96H57ZM75 95V94H74ZM112 95V94H111ZM121 95V94H120ZM4 96V95H3ZM4 96V97H5ZM27 96V95H26ZM51 96H52V94H51ZM52 96V97H53ZM66 96H67V94H66ZM68 96H71V95H68ZM73 96V95H72ZM87 96V97H88ZM110 96V95H109ZM6 97H8V98H10V96L9 95H7ZM18 97V96H17ZM64 97V96H63ZM74 97V96H73ZM86 97V98H87ZM122 97V96H121ZM137 97V96H136ZM139 97V96H138ZM141 97V96H140ZM3 98V97H2ZM16 98V97H15ZM14 98V99H15ZM28 98H30V97H27V101H28ZM59 99V98H61L60 96L59 97H53V99H54V103H55V100L56 99ZM69 98V97H68ZM81 98V97H80ZM91 103L95 100V99H97L96 97H94L93 95H91ZM90 98H89V100H90ZM93 98H95V99H93ZM112 98V97H111ZM17 98H16V100H18ZM53 99H50V100H48V101H51V100H53ZM62 99V101H63V99H66V97L65 98H61ZM61 99L60 100H58V102H61L60 104H58V105H56V106H58V111H56V110H53V108H52V106H54L53 104L51 105V108H52V110L54 111V113H53V111H52V113H51V111L50 110H47L48 111V114H49V116L47 115V117H45L46 116V114L45 113H43L44 115V119H45V121H47V119L46 118H50V121L53 119L54 120V122L55 121H57L58 119L60 120V118L61 117H63V118H65L64 116H65V113H64V111H63V113H64V116H63V113L61 112V113H59L58 114V112H60V110H59V108L61 107V104H62V101H61ZM70 100H71V98H69ZM88 99V98H87ZM87 99H85V100H87ZM122 99H123V97H122ZM139 99V98H138ZM141 99V98H140ZM146 99V98H145ZM12 100V101H11ZM18 100V101H19ZM73 100V99H72ZM93 100V101H92ZM125 101H126V99H124ZM14 100L13 99H11L10 98V101L8 102V103H10V102H12L13 103V105H17V104H14V102H13ZM17 101V102H18ZM65 101H67V100H65ZM142 101H144V100H142ZM22 102V103H23ZM29 102V101H28ZM53 102V101H52ZM52 102H50V103H52ZM68 102V101H67ZM66 102V103H67ZM76 102V101H75ZM85 102V101H84ZM95 102H96V100H95ZM20 103V102H19ZM21 104V103H20ZM49 103H47V106L49 107V105H48ZM56 104V103H55ZM64 104V103H63ZM137 104V103H136ZM12 105V104H11ZM10 105V106H11ZM12 105V106H13ZM23 105V104H22ZM21 105V106H22ZM79 105V104H78ZM85 105H86V103H85ZM94 105V104H93ZM107 105H108V107H109V102L107 103ZM107 105H105V107H103L102 105L101 106H99V107H97V109H100V110H104V108H106L107 109ZM18 106H19V104L17 105V107L16 106H14L13 108V110H15V107H16V109H18ZM46 106V107H47ZM60 106V107H59ZM97 106V105H96ZM4 107V106H3ZM78 107V106H77ZM95 107V106H94ZM94 107H92V108H94ZM100 107H102L103 109H101ZM11 108V107H10ZM20 108V107H19ZM22 108L23 107H21L20 108V112H21V110H22ZM57 108V107H56ZM56 108H54V109H56ZM63 108V105H62V107H61V109ZM9 109V108H8ZM42 109V110H41ZM47 109V108H46ZM50 109V108H49ZM64 109V108H63ZM91 109V108H90ZM95 109V108H94ZM96 109V110H97ZM19 110V109H18ZM18 110H17V112H18ZM27 110V109H26ZM2 111V110H1ZM11 111V110H10ZM23 111H24V109H23ZM106 111V110H105ZM112 111V110H111ZM132 111V110H131ZM7 112L8 113H10L9 112V110H7ZM19 112V113H20ZM27 112V113H26ZM24 111V115H25V113H26V115H28V113H30L29 111ZM33 112H34V114H33ZM57 112V114L56 115H58L59 116V118L55 115V113ZM74 112H75V109H74ZM78 112V111H77ZM101 112V111H100ZM103 112V111H102ZM123 112H126V111H124L123 110ZM5 113V112H4ZM12 113H13V115H15V114H17V113H14L13 111H12ZM19 113L17 114L18 115V118H16V122L17 123H20V121H18V119H20L19 118ZM95 113V112H94ZM31 114V113H30ZM38 114V115H39ZM52 114H54L56 117H55V119L54 118H51V116L50 115H52ZM62 114V115H61ZM68 114V113H67ZM102 114V113H101ZM108 114V113H107ZM121 114V113H120ZM13 115H11V119H12V117H13ZM54 115H53V117H54ZM61 115V116H60ZM88 115V114H87ZM96 115V114H95ZM20 116H23V113L21 114L20 113ZM31 116V115H30ZM40 116H41V114H40ZM39 116V117H40ZM68 116V115H67ZM9 117V116H8ZM17 117V116H16ZM24 117V116H23ZM27 117V116H26ZM28 117H29V115H28ZM26 118V119H29V118ZM33 117V116H32ZM106 117V116H105ZM123 117V116H122ZM128 117V116H127ZM2 118V117H1ZM14 118H15V116H14ZM22 118V117H21ZM40 118H43V117H40ZM48 118V119H49ZM58 118V119H57ZM63 118L61 119V123H60V125L62 124L63 126H65L64 128H69V122H67V126L66 125H64L65 124V122L66 121H68L67 119H64L63 120ZM126 118V117H125ZM10 118H8V120H9ZM10 119V120H11ZM2 120H4V119H2ZM21 120V119H20ZM36 120V119H35ZM38 120H41V119H37V123H39L38 122ZM78 120H79V118H78ZM23 121H25V120H23ZM33 121V120H32ZM42 121H43V119H42ZM41 121V122H42ZM44 121V122H45ZM104 121V120H103ZM13 122H14V120H13ZM21 122H22V120H21ZM26 122V121H25ZM24 122V123H25ZM30 122V121H29ZM26 123L27 125L29 124V126H27V128H29V127H31L32 128V126H34V125H36V126H34L35 128H36V130H34L33 128L31 129L30 128V130H34L35 132L38 130V131H41V129L43 130V128L42 127H44V123H39V124H34L33 122V124L31 123ZM47 122H49V121H47ZM63 122H64V124H63ZM101 122H102V120H101ZM116 122V123H117ZM3 123V122H2ZM9 123V122H8ZM11 123V122H10ZM15 123V122H14ZM17 123H16V125H17ZM53 122L51 121V124H52ZM106 123V122H105ZM114 123V122H113ZM26 124H25V126H26ZM51 124H49V128L50 129H52L51 127H52V125ZM56 124H57V122H56ZM2 125H4V123L3 124H1L0 123V128L2 129V131L4 130L3 128H5V131H7L6 129H7V127H3ZM8 125H10L11 126V124H8ZM13 125H15V124H13ZM15 125V126H16ZM20 125H21V123H20ZM20 125L19 126H16V128L17 127H20ZM30 125H32V126H30ZM53 125H54V127H55V132H56V130L58 131V129H59V127L57 128L56 126H55V124L53 123ZM103 125V124H102ZM5 126H6V122H5ZM45 126H47L46 124H45ZM51 126V127H50ZM110 126V125H109ZM12 127V126H11ZM22 128H24V125L23 126H21ZM22 128H18V129H22ZM57 128V129H56ZM62 128V127H61ZM114 128V127H113ZM0 129V130H1ZM12 129H14L15 130V128H13L12 127ZM12 129H8V130H12ZM54 129V128H53ZM52 129V130H53ZM70 129H71V125H70ZM99 129V128H98ZM29 130V129H28ZM49 129H47V135H46V127H45V131H43V132H45V135H43L44 133L43 132H36L37 134H39L38 135V137H39V140H38V138H33L32 137V139H35L34 140V142L36 141V140H38L36 143H32V144H30L31 143V141H33L30 137H28V136H34V135H36V134H34L35 132L33 131V133H31V131L30 132H27V130H25L26 131V133H29L30 135H28L27 137L26 136H22V133L20 134V133H18V131H14V132H17V135H19V136H22V137H24V138H21V139H27V140H29V139H31V141H29V144L30 145H33L36 149H42V148H45V147H47L46 145H45V143H46V138H47V143H48V137L49 136H51L52 137V132L50 131H48ZM59 130H61V129H59ZM63 130H66V129H63ZM63 130H61V131H63ZM69 130V129H68ZM2 131H0V133L2 132ZM24 131V132H25ZM19 132H21V131H19ZM22 132H23V129H22ZM24 132H23V134H24ZM49 132V133H48ZM55 132H53V135H54V133ZM60 132V131H59ZM58 132V134L59 135H61L60 133ZM64 132V131H63ZM69 132H71V134H70V136H68L67 134H65V133H67V130L64 132V134L63 135H67L69 138L72 136V130H70ZM68 132V133H69ZM5 134V132L3 131L2 132V134ZM42 134V136H44V137H42L41 136V134ZM77 133V132H76ZM1 134V135H2ZM9 134V133H8ZM14 134V136H15V134L16 133H13ZM50 134V135H49ZM56 134V136L58 135L57 134V132L55 133ZM106 134V133H105ZM9 135H11V134H9ZM9 135H8V137H9ZM13 136V135H12ZM17 137V138H19L20 139V137ZM37 136V135H36ZM55 136V137H56ZM73 136H75L74 134H73ZM72 136V137H73ZM2 137V136H1ZM0 137V139H2ZM6 137H7V135H6ZM42 137V138H41ZM54 137V136H53ZM60 137V136H59ZM71 137V138H72ZM90 137V136H89ZM116 137V136H115ZM14 138V137H13ZM16 138V139H17ZM41 138V139H40ZM70 138V139H71ZM79 138V137H78ZM78 138H77V140H78ZM4 139H5V137H4ZM7 139H9V140H11V138H7ZM51 139H53V138H50V140ZM55 139V138H54ZM53 139V140H54ZM76 139V138H75ZM75 139H74V137L71 139L72 141H71V143L70 142H68V144L70 143V144H72V142H74L75 141ZM87 139V138H86ZM95 139V138H94ZM3 140V139H2ZM9 140H7V142L9 141ZM27 140H25L26 141V144L28 143L27 142ZM58 140V139H57ZM56 139H55V141H53L54 142V144H56V141H57ZM79 140H81V138H79ZM116 140V139H115ZM25 141H23V142H25ZM66 141V140H65ZM68 141H70L69 139H68ZM88 141V140H87ZM97 141H99V140H97ZM1 142V141H0ZM9 142H11V141H9ZM12 142H14L13 144H15V140H12ZM17 142H19V144H21V142H20V140L18 141V139H17ZM51 143H49V146H48V148L49 147H51V145L50 144H53L52 143V141H50ZM76 142H80V141H76ZM92 142V141H91ZM103 142V141H102ZM61 143V142H60ZM59 143V144H60ZM67 143V142H66ZM5 144V143H4ZM9 144V143H8ZM8 144H6V146H3V147H7L8 148V146L10 147V144L8 145ZM25 143H23V145L21 144V146H25L24 145ZM28 144V145H29ZM57 144H58V142H57ZM78 144L79 143H77V146H78ZM8 145V146H7ZM29 145V146H30ZM73 145V148L74 147H77L76 146V143L75 144H72ZM75 145V146H74ZM84 145V144H83ZM16 146H20V145H16ZM12 147L14 148V146L12 145ZM18 147H15V149L17 148L18 149ZM70 147H71V145H70ZM69 147V149H70V154H71V148ZM87 147V146H86ZM6 148V149H7ZM24 148V147H23ZM55 147H53V149L52 148H49L50 150L52 149V150H55L54 149ZM58 148V147H57ZM62 148V147H61ZM73 148H72V151H73ZM114 148V147H113ZM0 149H1V147H0ZM9 149H10V151H9ZM7 151H8V153L9 154H12V156L11 157H13V152L11 151V149L12 148H9ZM20 149V148H19ZM21 149H22V147H21ZM27 149H29L28 147H27V145H26V148L25 149H23V150H21V154H22V151H24L25 152V150H27ZM45 149H47V148H45ZM45 149H44V151H45ZM75 149V148H74ZM115 149V150H116ZM12 150H14V149H12ZM48 150V149H47ZM50 150H48V152H47V154H45L42 158H43V160H42V158H41V156H39L40 157V160H41V162L40 163H49L50 164V162L52 163V159L54 158L55 159V157H53L52 158V155L54 156V155H57V156H59V154H56L55 153V151H54V153L55 154H51L50 155V153H51V151ZM114 150V149H113ZM18 150H16L14 153H16ZM28 151V150H27ZM26 151V152H27ZM31 150H29V152H30ZM40 151L41 150H39V153H40ZM50 151V152H49ZM60 151H61V149H60ZM75 151V150H74ZM12 152V153H11ZM20 152V151H19ZM26 152H25V156H27L26 155ZM33 152V151H32ZM35 152V151H34ZM36 152H37V150H36ZM57 152H59V148H58V150H57ZM101 152V151H100ZM115 152V151H114ZM28 153V152H27ZM31 153V152H30ZM66 153V152H65ZM73 154H71V157L72 158H74V161H75V157H73V156H75V152H72ZM94 153V152H93ZM106 153V152H105ZM8 154V155H9ZM33 154V153H32ZM31 154V155H32ZM61 154V153H60ZM114 154V155H113ZM29 155V154H28ZM34 155V154H33ZM39 155V154H38ZM49 155V156H48ZM73 155V156H72ZM85 155V154H84ZM107 155V154H106ZM21 156H24L23 154L21 155ZM24 156V157H25ZM68 156V155H67ZM93 156V155H92ZM9 158V157H8ZM34 158V157H33ZM57 158V157H56ZM60 158V157H59ZM64 158V157H63ZM68 158H69V156H68ZM79 158V157H78ZM87 158H89V157H87ZM23 159H25V158H23ZM39 159V158H38ZM81 159V158H80ZM90 159H92V158H90ZM5 160V159H4ZM32 160V159H31ZM59 160H61V159H59ZM58 160V161H59ZM66 161H67V159H65ZM83 160V159H82ZM94 160V159H93ZM102 160V159H101ZM109 160V159H108ZM136 160V162H137V160L139 161V163L141 162V165L139 164L138 166L139 167H137V165H135L134 163V161ZM43 161V162H42ZM55 161V160H54ZM54 161H53V163H54ZM61 161H63V160H61ZM96 161V160H95ZM60 162V161H59ZM9 163V162H8ZM63 163H65V162H63ZM68 163H70V162H68ZM76 163V162H75ZM9 164H11V163H9ZM32 164H34V163H32ZM99 164V163H98ZM101 164V163H100ZM137 164H138V162H137ZM3 165V164H2ZM27 167L26 168H28V170H30L31 168L28 166V164H25ZM30 165V164H29ZM35 165V164H34ZM38 165H40V164H38ZM45 165V164H44ZM48 165V164H47ZM46 165V166H47ZM52 165V164H51ZM57 165H58V162H57ZM72 165V164H71ZM106 165V164H105ZM110 165H111V163H110ZM11 166V165H10ZM14 166V165H13ZM15 166H17L16 164H15ZM21 166H22V164H21ZM24 166V165H23ZM45 166V167H46ZM53 166H55V163L53 164ZM137 168H136V167ZM9 167V166H8ZM35 167H36V165L34 166V169H35ZM57 167V166H56ZM73 167V166H72ZM79 167V166H78ZM95 167V166H94ZM15 168V167H14ZM20 168H25V167H20ZM39 169H43L42 168V165H41V168L40 167H38ZM70 168H71V166H70ZM96 168V167H95ZM134 168V169H133ZM137 170H136V169ZM7 169V168H6ZM5 169V170H6ZM8 169H10L11 170V167L10 168H8ZM34 169H32V172H33V170ZM45 169V168H44ZM43 169V170H44ZM50 169H52L51 167L50 168H47L46 170H50ZM72 169V168H71ZM92 169V168H91ZM4 170V169H3ZM25 170V169H24ZM24 170L23 169H21L19 172H20V174L19 175H23V174H25L24 173ZM35 170H37V167H36V169ZM54 170V169H53ZM68 170H70L69 168H68ZM77 170V169H76ZM102 170H104V172L102 171ZM27 171V169L25 170V172ZM31 171V170H30ZM30 171H28L29 172V174H31L30 173ZM52 171V170H51ZM59 171V170H58ZM57 171V172H58ZM89 171V170H88ZM97 171V172H98ZM107 171V170H106ZM28 172H26V174H28ZM37 172H39L38 170H37ZM53 172V171H52ZM56 172V173H57ZM62 172V171H61ZM73 172H74V170H73ZM78 172H80V171H78ZM5 173V172H4ZM11 173V172H10ZM34 173H36V172H34ZM40 173H42V172H40ZM43 173H44V171H43ZM46 173V172H45ZM18 174V173H17ZM26 174H25V176L24 177H26ZM36 175L38 176V175H40V176H42L41 174H39V173H36ZM35 175V176H36ZM43 175H46V174H43ZM96 175V174H95ZM30 176V175H29ZM32 176H34V175H32ZM74 176V175H73ZM28 177V176H27ZM26 177V178H27ZM96 177H98V176H96ZM22 178H23V176L20 178V176H19V179H20V181L18 180V183H20L21 184V190H22V192H24V194H28L29 192H31V193H33L32 191H34V193H35V191H47L46 189H47V187H45L46 189H44V186H42V189H36V186H35V184H34V181H35V179H34V181L33 180H31V177H30V179L29 180H31V184L33 183V185L35 186V188L33 187H26L25 185H24V183H26V182H24L23 180H22ZM29 178V177H28ZM27 178V179H28ZM34 178V177H33ZM42 178H47L46 176H42ZM48 178H49V175H48ZM56 178V177H55ZM62 178V177H61ZM60 178V179H61ZM74 178V177H73ZM100 178V177H99ZM24 179V178H23ZM37 179L38 180H43V179H39V177H37ZM53 179V178H52ZM63 179V178H62ZM85 179V178H84ZM95 179V178H94ZM93 179V180H94ZM45 180V179H44ZM43 180V181H44ZM49 180H51V178L49 179ZM54 180V179H53ZM75 180V179H74ZM73 180V181H74ZM79 180V179H78ZM81 180V179H80ZM96 180H97V178H96ZM16 181H17V179H16ZM26 181V180H25ZM33 181V182H32ZM43 181H41L42 183H43ZM47 181H48V179H47ZM46 180H45V182H44V184H47L48 182H47ZM57 181V180H56ZM55 181V182H56ZM99 181V180H98ZM98 181H96V183L98 182ZM39 182V181H38ZM47 182V183H46ZM63 182V181H62ZM69 182V181H68ZM75 182V181H74ZM30 182H28L27 184H29ZM37 183V182H36ZM40 183V182H39ZM54 183V182H53ZM58 183V182H57ZM72 183V182H71ZM96 183H93V184H95L96 185ZM31 184H29V185H31ZM38 184V183H37ZM49 184H51V182L49 183ZM48 184V185H49ZM97 184H100V183H97ZM19 185V184H18ZM40 185V184H39ZM75 185V184H74ZM28 186V185H27ZM38 186V185H37ZM51 186L52 185H50V188H51ZM56 186V185H55ZM93 186V185H92ZM1 187H3V186H0V206H1V204L4 202H6V201H4V197H5V195L7 196V193H6V189L5 188H2L3 189V191L1 190ZM17 187V186H16ZM20 187V186H19ZM18 187V188H19ZM98 187H99V185H98ZM100 188V189H101ZM6 191H5V190ZM9 189V188H8ZM35 189V190H34ZM53 189V188H52ZM99 189V190H100ZM57 190V189H56ZM67 190V189H66ZM97 190H98V188H97ZM1 191L3 192V193H5V195L3 194V193H1ZM10 191V190H9ZM49 192H47L48 194L49 193H53L52 191L50 192V189L48 190ZM161 192V193H157V192ZM21 192V193H22ZM57 192V191H56ZM98 192V191H97ZM71 193V192H70ZM2 194H3V196H2ZM8 194H9V192H8ZM11 194V193H10ZM10 194L8 195V197L10 196ZM13 194V193H12ZM20 194V193H19ZM61 194V193H60ZM64 194V193H63ZM79 194V193H78ZM86 194H87V192H86ZM99 194H101V193H99ZM15 195V194H14ZM23 195V194H22ZM65 195H66V193H65ZM12 196V195H11ZM31 196V195H30ZM33 196V195H32ZM38 197L36 198V200L35 201H32V202H36L35 203V207H34V210H35V212L37 213V215H39V213L42 211V206L46 203L47 204V198H46V196H47V194H44V192L43 193H41V192H39L38 193V195H37ZM49 196V195H48ZM47 196V197H48ZM53 196V195H52ZM58 196V195H57ZM60 196H62V195H60ZM3 197V198H2ZM23 197H24V195H23ZM34 197V196H33ZM70 197V196H69ZM79 197V196H78ZM89 197H91V196H89ZM10 198H15V196H13V197H10ZM10 198H6V200L8 199V202H11V200H10ZM26 198H27V196H26ZM29 198V197H28ZM35 198V197H34ZM51 198V197H50ZM81 198V197H80ZM23 199H25V198H23ZM32 199V198H31ZM49 199V198H48ZM96 199V198H95ZM10 200V201H9ZM85 200V199H84ZM14 200H12V202H13ZM15 201H16V198H15ZM55 200H53V202H54ZM57 202H58V200H56ZM66 201V200H65ZM69 201V200H68ZM11 202V203H12ZM28 202H29V200H28ZM56 202V203H57ZM72 202V201H71ZM3 203V204H4ZM7 203V202H6ZM14 203V202H13ZM13 203L11 204L12 206H11V208L13 207ZM52 203V202H51ZM92 203H93V201H92ZM2 204V205H3ZM15 204V203H14ZM53 204V203H52ZM55 204V203H54ZM53 204V205H54ZM75 204V203H74ZM17 205V204H16ZM49 205V204H48ZM53 205H52V207H53ZM56 205V204H55ZM58 205V204H57ZM101 205V204H100ZM59 206V205H58ZM65 206V205H64ZM72 206V205H71ZM83 206V205H82ZM6 207V206H5ZM7 207H8V204H7ZM16 207V206H15ZM49 208H48V213L50 212V207H51V205L50 206H48ZM66 207V206H65ZM2 208H4V206L2 207ZM10 208V209H11ZM14 208V207H13ZM31 208V207H30ZM100 208V207H99ZM100 208V209H101ZM8 209V208H4V209H0V216H4V220H5V217H7V218H9V216H11V218H12V215H14L13 214V210L15 209ZM22 209V208H21ZM45 209V208H44ZM46 209H47V206H46ZM53 208H51V211H54V210H52ZM69 209V208H68ZM67 209V210H68ZM86 209V208H85ZM30 210V209H29ZM56 210V209H55ZM66 210V211H67ZM72 210V209H71ZM70 210V211H71ZM92 210V209H91ZM30 211H32V209L30 210ZM45 211V210H44ZM101 211V210H100ZM46 212V211H45ZM55 212V211H54ZM57 212V211H56ZM72 212V211H71ZM88 212V211H87ZM34 213V212H33ZM42 213V212H41ZM89 213V212H88ZM101 213V212H100ZM16 214H17V212H16ZM20 214V213H19ZM53 214H55V213H53ZM52 214V215H53ZM58 214V213H57ZM63 214H64V212H63ZM62 214V215H63ZM68 214V213H67ZM70 214V213H69ZM78 214V213H77ZM90 214V213H89ZM94 214V213H93ZM106 214V213H105ZM50 218H52V215H51V212H50ZM20 216V215H19ZM48 216V215H47ZM58 216V215H57ZM60 216V215H59ZM65 216V215H64ZM69 216V215H68ZM15 217V216H14ZM17 217V216H16ZM35 217H37V216H35ZM11 218H9V219H11ZM59 218V217H58ZM57 218V219H58ZM81 218V217H80ZM2 219V218H1ZM19 219V218H18ZM36 219V218H35ZM54 219V218H53ZM60 219V218H59ZM63 219V218H62ZM109 219V218H108ZM6 220H8V219H6ZM5 220V221H6ZM15 220V219H14ZM13 220V221H14ZM17 220V219H16ZM20 220H21V218H20ZM31 220V219H30ZM40 220H41V218H40ZM49 220V219H48ZM55 220V219H54ZM67 220V219H66ZM69 220V219H68ZM80 220V219H79ZM2 221V220H1ZM11 221H12V219H11ZM13 221H12V224H13ZM18 222H19V220H17ZM23 221H24V219H23ZM61 221V220H60ZM107 221V220H106ZM8 222V221H7ZM6 222V223H7ZM10 222V221H9ZM18 222H17V224H18ZM41 222V221H40ZM44 222V221H43ZM62 222H63V225H61L60 223H59V225H61L62 227V229H64V227H67L68 226V224L66 223V222H64V220H62ZM69 222V221H68ZM73 222V221H72ZM83 222V221H82ZM88 222V221H87ZM90 222V221H89ZM36 223H37V221H36ZM39 223V222H38ZM74 223V222H73ZM77 223V222H76ZM97 223V222H96ZM101 223V222H100ZM102 223H104V222H102ZM106 223V222H105ZM11 223L9 224V225H12ZM19 224H21V225H23L21 222L19 223ZM18 224V225H19ZM47 224V223H46ZM45 224V225H46ZM78 224V223H77ZM95 224V223H94ZM8 225V227H10ZM14 226L13 227H15V226H17L16 225V222H15V224H13ZM101 225V224H100ZM4 226V225H3ZM43 226V225H42ZM52 226H53V224H52ZM71 226V225H70ZM84 227L86 226V225H83ZM104 226H105V228H104ZM111 227V228H107V227ZM69 227V226H68ZM67 227V228H68ZM72 227V226H71ZM83 227V228H84ZM87 227V226H86ZM93 227V226H92ZM98 227V226H97ZM12 228V227H11ZM10 228V229H11ZM19 228V227H18ZM24 228V227H23ZM39 228V227H38ZM46 228V227H45ZM59 228V227H58ZM61 228H59V229H61ZM70 228V227H69ZM68 228V229H69ZM81 228V227H80ZM99 228V227H98ZM97 228V229H98ZM53 229V228H52ZM94 229V228H93ZM96 229V230H97ZM78 230V229H77ZM80 230V229H79ZM90 229H83V234L82 233H80V234H82V236L81 237H77V238H80L79 239V245L80 244H82V245H85L88 241H90V240H94V242H95V240H98V238L99 237H96V234L98 233V232H90L89 231ZM35 231V230H34ZM44 231V230H43ZM48 231V230H47ZM46 231V232H47ZM61 231V230H60ZM63 231H65V230H63ZM62 231V232H63ZM67 231V230H66ZM65 231V232H66ZM92 231V230H91ZM94 231V230H93ZM105 231H103V232H101V233H104ZM109 232V234H110V231H108ZM52 234V233H51ZM99 234H100V230H99ZM99 234H97V235H99ZM20 235V234H19ZM40 235V234H39ZM46 236H48L47 234H45ZM53 235V234H52ZM52 235H50L49 234V236H50V242H51V240L53 241V244L51 245V246H53L54 247V249L55 248H59V245L60 244H62V245H64V242L63 241H65L64 239H62L61 241H62V243H60L61 241L60 240H56V239H58V238H55L54 239V237L52 236ZM61 235H63V234H60V236ZM65 235V234H64ZM101 235V234H100ZM99 235V236H100ZM44 236V235H43ZM43 236H42V239H43ZM78 236V235H77ZM108 236H110V235H108ZM41 237V236H40ZM57 237V236H56ZM66 237H68V236H66ZM72 237V236H71ZM74 237V236H73ZM2 238V237H1ZM35 238V237H34ZM45 238V237H44ZM47 238V237H46ZM62 238V237H61ZM3 240V239H2ZM38 240V239H37ZM48 240V239H47ZM46 240V241H47ZM101 240V239H100ZM5 241V240H4ZM45 241V242H46ZM60 241V242H59ZM99 241V240H98ZM98 241H96L97 243H98ZM49 242V241H48ZM66 242V241H65ZM67 242H68V240H67ZM110 242V241H109ZM99 243H101V242H99ZM1 244V243H0ZM3 244H5V243H3ZM66 244V243H65ZM92 244V243H91ZM43 245H44V243H43ZM69 245V244H68ZM78 245V246H79ZM82 245H81V247L79 246V249H76V250H78L77 252H78V254H79V256L78 257H76V258H73V256L75 257V254L73 253L72 254V252H71V254L73 255L72 256V260H71V263L70 262H68V263H70V264H92V261H93V259H95V257H94V254L93 253H90L91 251H89V250H87V249H85L84 247H82ZM87 245V244H86ZM104 245V244H103ZM95 246H96V244H95ZM6 247V246H5ZM45 247V246H44ZM62 248H63V246H61ZM90 247V246H89ZM92 247V246H91ZM98 247V246H97ZM1 248V247H0ZM4 248V247H3ZM2 248V249H3ZM19 248H20V246H19ZM101 248V247H100ZM110 248V247H109ZM53 249V248H52ZM51 249V250H52ZM61 249V248H60ZM64 250H65V246H64V248H63ZM89 249V248H88ZM4 250H5V248H4ZM57 250H59V249H57ZM75 250V251H76ZM100 250V249H99ZM7 251V250H6ZM53 251V250H52ZM69 251H71V250H69ZM74 251V252H75ZM89 251V252H88ZM94 251V250H93ZM54 252V251H53ZM59 252H61L60 250H59ZM76 252V253H77ZM22 253V252H21ZM20 253V254H21ZM63 253V252H62ZM65 253V252H64ZM70 255V252H67L65 255ZM55 255H56V253H55ZM59 255H62V254H60L59 253ZM36 256V255H35ZM63 256H64V254H63ZM71 256V255H70ZM9 257V256H8ZM24 257V256H23ZM65 257V256H64ZM94 257V258H93ZM27 258V257H26ZM71 258V257H70ZM70 258L68 259V260H70ZM65 260L67 259V258H64ZM10 260V259H9ZM23 260V259H22ZM25 260V259H24ZM45 260V259H44ZM62 260V259H61ZM96 260V259H95ZM100 260V261H101ZM51 261V260H50ZM55 261V260H54ZM64 261V260H63ZM62 261V262H63ZM97 261V260H96ZM46 262V261H45ZM67 262V261H66ZM48 263V262H47ZM64 263H65V261H64ZM94 264H95V262H94ZM96 264H98L97 262H96Z\"/></svg>",
    "mask_w": 264,
    "mask_h": 264
},
{
    "label": "rangeland",
    "instance_id": "obj_2",
    "mask_svg": "<svg viewBox=\"0 0 264 264\" xmlns=\"http://www.w3.org/2000/svg\"><path fill=\"white\" fill-rule=\"evenodd\" d=\"M19 3H18V2ZM36 1H38V0H24V2L26 3V4H24V2H22V0L20 1V0H10L9 1V3H8V5H7V2H8V0H4L3 2L2 1H0V3L2 4H4V7H5V9H4V7L3 8H1L2 6H3V4L1 5L0 4V11H1V9H4V11L5 12H7V14L4 12H2V13H0V16H2V18L0 17V22L2 21V25L0 24V53L2 54H4V55H2L1 56V59H0V61H2L1 63H0V65L1 64H3V66H1L2 68L4 67V65L7 67H5L6 68V70L9 68V69H11V70H13V71H11L12 73L10 74V73H8L9 71H7L6 73H5V71L3 72V74H6V75H2V76H8L9 74H10V76H8V77H11V78H4L5 80V85H4V88L6 89V87H7V89H6V91H5V93H7L8 92V94H6V96L7 95H9L10 96V98L11 99H13L14 101V104H19V106H18V109H16V107H17V105H13V103L12 102H10V103H8L9 101H10V98H8V97H6L5 96V93L3 94L2 92H0V123L1 124H3L4 123V125H2L3 127H7V131H5V128H3L4 130V132H5V134L3 133L2 134V127L0 128L1 130L0 131H2L1 133H0V137L2 136H4L5 137V139H4V137L2 138V139H0V147H1V149H0V186H3V187H1V190L3 191V189L2 188H5L4 190L6 191V193H7V196L5 195V193H3L2 191H1V193H3L4 195H5V197H4V201H6L3 205L1 204V206H0V209H4V208H8V209H10L11 208V204L13 203V207L15 208H11L12 210H13V214L14 215H12V218H11V216H9V218H11L12 219V221H13V224H15V222H16V225L17 226H15V227H13L14 225L12 224V221H11V219H9V218H7V217H5V220L6 219H8V220H4V216H0V264H70L71 263V260H72V254L74 253L75 254V257L73 256V258H76V257H78L79 256V254H78V250H76V249H79V246L81 247V245L82 244H80L79 245V239L80 238H77V237H81L82 236V234H83V229H90L89 231L90 232H98L97 234H99V230H100V236L99 235H97L96 234V237H99L98 238V240H95V242H94V240H90V241H88L85 245H82V247H84L85 249H87V250H89V251H91L90 253H93L94 254V257H95V259L97 260H95V259H93V261H92V264H94V262H95V264H96V262L98 263V264H102V263H104L100 258V256H99V254H102V252L104 253H106L107 251V253H109V250H111V244L110 243H112V238H113V236H114V234H113V236H111L112 234H111V232L113 233L114 231H113V229L111 230V229H108L107 231H106V229H103V231H105L104 233H101V232H103V231H101V226H102V228H103V224L105 225V224H107V223H110V219H111V216H110V213H108L107 211H105L106 209H103L104 207H105V202H102V200H104L103 199V197H104V195L102 194V192H100L101 190H102V188L100 187V185L102 184V182L104 181V177H103V180H102V176L103 175H100V171H101V169H104L103 167H105V172H107V173H109V172H112V169L114 168L113 167V163H112V161H111V156H112V153H116L117 152V150L118 149H116L115 148V145L117 144L116 143V141L117 142H119L121 139H122V137H119V135H120V133H119V131H118V126H116L117 124H118V122L117 121H119V120H117V118L119 117V119L120 118H122V119H120V120H126V121H130V119H132L131 117H132V115H133V111H134V108H139V107H141L143 104H144V102H146V100H147V98L149 97V95H147V96H144V94L145 93H143V96H142V94H140V93H142V91L143 90H145V88H148V86H149V88L151 87V89L149 90V88H148V91H146V92H149V91H154V89H156V87L158 86V82H159V80L163 77V74L162 73H160L159 74V72L162 70V69H165L164 70V72L163 73H166L167 74V72L169 73V72H172V74H176V72L178 73V70L177 69H181V67L183 66V64H184V67L186 66V68H188L189 66L187 65V63L190 65L192 62H191V60H189V58H188V60H185V61H187L186 63H185V61L183 62V59H186V57H187V51L189 50V48H190V45H191V43L193 42V38H195L194 36L191 38V36H190V33L191 34H193L192 33V29H191V27L193 28V26H190V27H188V25H190V24H188L186 27H187V29H185L184 27H185V25L187 24H185L184 26H183V24H182V22L184 21V20H182V18L184 19V14L181 16V15H178V17H177V15H176V13H178V12H176V10H178V8H173V10H172V12L173 11H175L176 13H174V14H170L171 13V10H168V12H167V10L166 9H169V6H165V4L162 2V0H148L150 3H152L155 7H156V9L158 10L159 9V11L161 12V13H159L160 14V17H163V18H161L162 20L163 19H165V21L163 22L161 19V23L159 24V30L157 31L158 33H155V31L157 30V29H155V31L153 32V33H151L152 35H155V34H157V35H159L160 37H158V41H157V44H156V42H154V43H151V44H153V46H151V44H149V42H151V40H150V29H144L143 28V26H141V30H143L144 32H146L147 33V31H149L148 33L150 34V35H148V34H146V33H144V34H146L147 36L145 37V35L143 34V31H140V30H138V28H136V26H135V28H136V30H137V32L138 31H140V34H138V35H140L141 36V39L143 40L144 38L145 39H147V41L146 40H144V42H146L147 44L146 45H144V46H142V47H140L139 46V48H138V50H137V48H135V47H138L137 45H135V47H132V45L134 46V44L135 43H133L132 42V39L133 38H131L130 39V36H129V41H127V38H128V35L131 33V32H129L128 30H127V28H128V24H126V23H124L123 21H125L127 18H128V16H130L128 19H127V21L128 22H130V19L132 20L134 17H132L131 16V14H128L127 12L129 11V13H132V12H130L131 11V9L133 8V6L132 7H130L131 9L129 10V8H127V14H125V20H124V16H123V11L125 12V10H122V8H126V3H127V1L126 0H124V4L122 3V5H121V3H120V9H121V15H120V10L118 11L117 9H115V7H117L118 6V9H119V5H116V4H118L119 2L117 1V3L115 4V2H116V0H114L115 2H113V3H111L112 4V6L113 5H115V6H113L114 7V9L116 10V13H117V11H118V15H120V17H122L121 19H123V21H121L120 20V17H118V15L116 14V13H113V14H116V15H114V16H116V17H118L119 18V20L121 21V22H123V24H126L127 25V27H125L126 25H124V27L125 28H123L122 26H121V24L122 23H120V28H123V30L121 29L120 31L118 30V31H114V34H115V32H116V35H114V37L116 36V37H118L117 39H123V38H119L120 36H123V37H125L124 39H126V40H123L125 43H127L128 42V44H131V42H132V44L131 45H128V46H126V47H123L124 45H126L124 42H122V41H120L119 42V40H117L116 39V41H113L112 43H116L117 41V46L115 45V43H114V45H115V47L112 45L111 46V48H109V46H110V44L111 43H109V42H107V43H109V44H107V45H109V46H107L106 45V41H108L111 37H110V35L111 34H113V32H111V34H110V32L109 33H107V31H109V27H110V25H109V23H107V21H105V23H106V25H105V23H104V20H108V22H109V20L111 21V23H113V24H115L114 23V21H115V18H114V20H113V18H111L110 16H107L106 17V15H108V13H106L107 12V9H106V12H104L103 13V10L105 9V6H102V7H100L101 5H100V3H104L105 4V2L107 1H103V2H101L100 0H78L80 3H78V1L77 0H70L71 1V3L72 4H76L75 2H77L79 5L80 4H82L81 6H80V8H78V11L80 12H82V10H84L83 12H86L84 15L83 14H81V13H75L76 14V16L78 17V18H76L77 19V21H75V20H73V19H70L71 17L72 18H74L75 19V15H74V13L72 14V15H70V12H69V18H66L68 15H65L64 14V16H66L65 18H66V20H62L63 22H62V25H60V22L58 21V20H60V19H58V18H56V16L58 15L57 13L59 12V11H63L62 10V7L63 6H61V7H58V6H60V4L61 3H63L64 2V0H62V1H59V0H49L50 2H48V0H39L37 3H34V2H36ZM44 1V2H43ZM55 1H56V3H55ZM57 1L60 3H57ZM66 1H68V0H66ZM73 1H75L74 3H73ZM90 3H89V2ZM97 1V2H96ZM100 1V2H99ZM121 1H123V0H121ZM174 2H176L177 0H173ZM182 2H183V4L184 5H182V2L180 3V2H178L180 5H182V6H186L187 8H183L182 6H180V7H182L183 8V11L184 12H186L185 13V15H189L188 13H187V11L190 13V15H189V17H191V16H193V17H191V18H189V17H186L185 16V19L186 18H188V19H190V21L189 20H185V21H189V23H194V28L193 29H196V31H197V28H198V34L199 35H201V33H200V31H199V29L201 30V28L202 29H206L207 27L206 26H208V28L211 26V27H213V28H211L210 30H211V32H212V34L215 36H217V38H219L218 36L220 35L221 36V38H219V39H222V34L224 33V35L228 32L227 30H225L224 29V27L226 26V27H228L227 26V23H230V22H224L225 24H223L222 22H223V20H224V17L226 18L225 20H227L228 21V19L229 18H231L232 16H231V13L232 12H234V13H236L238 10H240L239 12H241V10L244 12L242 15H244L245 16V18L244 19H241L240 18V16H242V15H240L241 13H238V17L237 18H235L236 16H237V13L236 14H234V13H232L233 14V17L235 18H233L234 20L232 21L231 19H229L230 21H232V22H239V23H237V24H241L240 25V28H239V25H237L236 24V27H237V29H240L241 30V32H245V34L246 33H248V35L246 34V36H248L247 37V40H246V42L247 41H249V43H248V45H247V43L246 42H239V41H241L242 39H238L239 41V46L241 47V45L243 46L244 45V47H248V51L249 52H253L254 50H255V52L257 51V49H259V51H257L256 52V54H254V55H259L260 53L261 54H263L264 55V40H263V38H264V0H195V2L194 1H192V2H190V5L189 4H186L185 5V2H187L186 0H181ZM202 1V2H201ZM239 1V2H238ZM5 2H6V4H5ZM16 2V3H15ZM52 2V4H55V7L57 6L58 7V9H57V7L56 8H54V7H52L51 9H48L49 8V6L47 5V4H49V3H51ZM54 2V3H53ZM84 2H85V4H84ZM156 2V3H155ZM189 2H187V3H189ZM194 2V3H193ZM11 3V5H9ZM14 3V4H13ZM39 3H41V8H39V6H38V4ZM44 3V4H43ZM90 5L89 6V8L87 7L88 5ZM97 3V4H96ZM158 3V4H157ZM162 3V4H161ZM17 4V5H16ZM30 4V5H29ZM32 4V5H31ZM57 4V5H56ZM59 4V5H58ZM69 4V3H68ZM71 4V5H72ZM156 4V5H155ZM176 4H177V2L176 3H173L172 4V6H176ZM179 4H177V6H179ZM13 5V6H12ZM15 5V6H14ZM20 5V6H19ZM25 5V6H24ZM35 5V6H34ZM40 5V4H39ZM47 5V6H46ZM51 5V4H50ZM61 5H67V3L66 4H61ZM78 5V6H79ZM84 5H86L85 7H84ZM98 5H100V6H98ZM103 5V4H102ZM125 5V6H124ZM146 5H148V4H146ZM145 5V6H146ZM6 6H7V8H6ZM9 6V7H8ZM17 6V7H16ZM32 6V7H31ZM38 6V7H37ZM51 6H53V5H51ZM50 6V7H51ZM68 6V5H67ZM75 7H76V5H74ZM73 6V7H74ZM77 6V7H78ZM129 6H131V5H129ZM128 5H127V7H129ZM145 6L143 7V8H145ZM198 6V7H197ZM231 6H233V7H231ZM15 7V8H14ZM20 7H23V9H24V11L25 12H23V10H22V14H21V9H20ZM25 7H27V8H25ZM35 9H37V8H39V9H43L42 10V12H43V14L44 13H46V14H44V17H43V15H41L42 17H40V16H38V17H36V18H34V16H32V14L33 15H36L35 13H37L38 12V9H37V11L35 12V11H32V10H34V8ZM37 7V8H36ZM76 7V8H77ZM86 7H87V9H86ZM94 7L96 8V7H98V8H96L97 10L96 11H100V13H101V11H102V13L100 14V13H95V10H94ZM112 7V8H113ZM122 7V8H121ZM136 7V6H135ZM134 7V8H135ZM229 7H231V8H229ZM33 8V9H32ZM45 8V9H44ZM46 8H47V11L45 12L44 10H46ZM61 8V10H59ZM76 8H74V9H76ZM92 8V9H91ZM99 8H104V9H100L99 10ZM107 8V7H106ZM112 8H110V10L112 9ZM124 8V9H125ZM133 8V9H134ZM137 8V7H136ZM136 8H135V10H136ZM182 8H179V10H181L180 12L182 13L183 11H182ZM193 8V9H192ZM219 8V9H218ZM225 8H227V9H225ZM234 8V9H233ZM239 8V9H238ZM10 9H12V10H10ZM15 9V10H14ZM54 9H56V10H54ZM64 9V8H63ZM80 9H82V10H80ZM90 9V10H89ZM171 9V8H170ZM187 9V10H186ZM191 9H192V11H191ZM201 9V10H200ZM233 9V11H231V12H229L230 10H232ZM7 10H9V11H7ZM50 10H52V11H54L53 12V14L55 15L54 17H53V15L52 14H50ZM114 10V11H115ZM138 10L139 9H137V13H138ZM144 10V9H143ZM149 10V9H148ZM148 10H146L145 9V12H148ZM178 10V11H179ZM196 10V11H195ZM224 10V13L222 12ZM227 10V11H226ZM229 10V11H228ZM28 11V15H30L29 17H28V15L26 14V12ZM30 11V12H29ZM52 11H51V13H52ZM58 11V12H57ZM92 11V12H91ZM105 11V10H104ZM111 11H113V10H111ZM113 11V12H114ZM169 11H170V13H169ZM13 12H14V15H13ZM17 12V13H16ZM33 12H35V13H33ZM39 12H41V10L39 11ZM41 12V13H42ZM72 12H75L74 10H72L71 11V13ZM88 12V13H87ZM92 14V15H90V16H93L94 14L93 13H95L96 15H98V16H100L101 17V15L103 16V14L105 15V13H106V15H105V17L103 16V17H101V18H99V19H101V21H103V24H101V22H98V21H100V20H98V18H96V19H94V20H92L91 18H94V16L93 17H90V16H88L90 13ZM133 12L134 13H136L134 10H133ZM141 12H143L142 11V9H140V12H139V14H135V15H140L139 16V18H142L143 20H145V18H144V15L146 16V18H147V14H145L144 12V15H143V13H142V15L140 14ZM150 12V11H149ZM183 12V13H184ZM194 14H193V13ZM220 12H221V14H223V17H222V15H220ZM11 14V16H10V14ZM23 13L25 14V17H26V15H27V17L29 18H26V20L28 21V20H30L31 18H34V20L33 19H31V21H26L25 20V18H21V15H23ZM29 13H32V14H29ZM63 13V12H62ZM133 13V14H134ZM213 13H215V14H213ZM6 14V15H5ZM19 14V15H18ZM57 14V15H56ZM81 14V16L83 15L84 16V19H82V17L80 18V15ZM87 14V15H86ZM164 14V16H162V15ZM170 14V15H169ZM213 14V15H212ZM219 14V15H218ZM228 14H230V16L228 15ZM6 16V20H5V16ZM19 17H18V16ZM46 15V16H45ZM49 15V16H48ZM62 15V14H61ZM134 15V16H135ZM149 15V14H148ZM173 15H176V17L177 18H179L180 16L182 17V18H180V21L181 22H179V23H181V27L179 26V23H178V31H180L181 30V28L183 27L184 28V30L182 29L181 30V32H178L177 31V26H176V23H177V21L175 22V16H173ZM195 15V16H194ZM198 15V16H197ZM240 15V16H239ZM8 16H10V17H8ZM48 16V17H47ZM74 16V17H73ZM86 16H88L87 18H86ZM138 16H137V18H138ZM142 16V17H141ZM173 16V17H172ZM219 16V17H218ZM227 16V17H226ZM257 16V17H256ZM4 17V18H3ZM13 17V18H12ZM46 17H47V20H46ZM49 17H53L54 18V20L52 19V20H50L49 19ZM97 17V16H96ZM132 17V18H131ZM175 17V18H174ZM223 18V19H220V18ZM229 17V18H228ZM254 17V18H253ZM16 18H17V22H16ZM20 20H19V19ZM37 18H40L39 20H37ZM63 18V17H62ZM64 18V19H65ZM102 18H105V19H103L102 20ZM136 17L133 19L135 22H136V19H137ZM138 18V19H139ZM176 18V19H177ZM194 18V19H193ZM196 18V19H195ZM211 18H212V20H211ZM215 18V19H214ZM217 18V19H216ZM228 18V19H227ZM240 18V19H239ZM263 18V19H262ZM10 19V20H9ZM44 19V20H43ZM57 20V22L56 23H58L61 27H58L59 25L57 24H53V23H51V25H54V29L56 30V28H58L57 29V32H58V30L60 31V34L61 33H63L60 29L61 28H64V25L66 26V30H67V33H66V30L64 31L65 33L64 34H62V35H68L67 36V39L69 38V37H71V33L73 32V33H77V35L79 34V36H81V42L78 40L79 38H77V41L78 42H76V43H74V41L72 40V44L73 45H75V48H76V51H77V53L76 52H74L75 51V49H74V47H72V49H71V51H70V41H69V47L70 48H68V53H70V52H72L73 51V49H74V53H75V55L74 54H68L67 52L66 53H64L63 51H61V50H64V49H62V47L63 46H66L65 47V50L64 51H67L66 50V48L68 47L66 44H63V45H61L60 46V39L62 38V41H63V43H64V41L67 43V40H65L66 38H64V40H63V36H60L61 38L60 39H58V41H56L55 39V41L54 42H58V43H55L56 45H54V46H56V50H57V55H59L60 53L58 52V49H57V47H58V45H59V47H60V49H59V51H61V52H63L65 55L66 54H68V56L69 55H71V56H69L68 58H70V61H71V63L69 62V64H72V62H74V64H72V65H74V67H76V65H77V67L80 69H78L79 70V72L77 73V71H76V68H75V73H77L76 75H78L80 72V77H79V75L77 76L79 79L81 78V80H78V79H76V81H75V77L76 76H74L72 73H73V71L71 72V69L73 68H71L70 67V65L68 64V70L66 71V70H64L63 68H62V66H61V63H60V61H61V58H62V55H61V58H59L60 59V61H59V59L58 60H56V61H54L55 63H53L54 64V68H55V70H54V68L53 67H51V65L48 67V69L46 68V66H45V64H44V66H45V69H46V71L47 70H50V67L52 68L51 70H50V74H52L53 73V70L57 73H59V71H61L60 70V68H62L64 71V75L66 76H62V75H59L58 73H57V75L58 76H62L63 78H62V80H61V82L60 83H58V81H60V80H58V79H61V77L60 78H58V76H57V78L54 76V80H52V79H49L52 75H47V73H45V69H41V68H43L42 67V58H40V56L42 55V53H41V51L42 52H44V51H47L48 49L50 50V52L52 51V53H51V56L53 55V57H54V55H55V53H53L54 52V49L52 50V49H50V48H52L53 47V44L52 45H48L49 43H47V45H46V40L47 39H44V37L45 36H43L42 35V38H43V41L44 42H42L41 40V43H42V45L43 44H45L44 45V48L43 47H41L42 45H41V43H40V41L39 40H37V44L38 45H40V47L38 46V45H36V43H35V41H36V39L37 38H39V37H41V35L40 36H38L37 34H43L44 33V35H45V31H44V29L45 28H50V26H48L47 27V24H48V22L50 23V22H52V21H56ZM79 19V20H78ZM91 20V23L90 22H88L89 20ZM238 19V20H237ZM247 19H249V20H247ZM33 20V21H32ZM46 20V21H45ZM49 20V21H48ZM70 20H72V21H70ZM81 20H83V21H81ZM85 20L87 21V22H85ZM97 20V21H96ZM140 21V24H142V23H144V21L143 20H141V19H139ZM178 21H179V19H177ZM196 20V21H195ZM209 20H210V22H209ZM219 21V23H217L218 21ZM224 20V21H225ZM243 20V21H242ZM4 21V22H3ZM26 21V22H25ZM40 21V22H39ZM65 21V22H64ZM80 21V22H79ZM92 21H93V24H92ZM95 21H96V23H99V25L97 24L96 26H95ZM184 21V22H185ZM214 21V22H213ZM240 21H242V23H240ZM249 21V22H248ZM257 21V22H256ZM259 21H260V23H259ZM45 22V23H44ZM67 22V24H65ZM76 22V23H75ZM83 24H82V23ZM138 22V21H137ZM139 22H138V24H139ZM163 22V23H162ZM203 22V23H202ZM221 22V23H220ZM231 22V24H233ZM234 22V23H235ZM15 23H17V24H15ZM40 23H41V26H43V29L41 28V30H40ZM75 23V24H74ZM79 23V24H78ZM84 23H86V24H84ZM90 25H89V24ZM196 23V24H195ZM215 23H217L216 25H215ZM23 24V25H22ZM28 24V25H27ZM36 24H37V27L38 26H40V27H38V29H39V31H44L43 33H31L30 32V30L32 31V32H35L34 30V27H36ZM119 24V23H118ZM138 24H135V25H137V27L138 26H140V24L138 25ZM212 24H214V25H212ZM220 24V25H219ZM5 25V26H4ZM18 25V26H17ZM20 25V26H19ZM32 25H33V27H32ZM55 25L57 26V27H55ZM102 25H104V26H101ZM108 25H109V27H108ZM143 25V24H142ZM166 25H167V27H166ZM191 25H193V24H191ZM222 25V26H221ZM223 25H225V26H223ZM17 26V27H16ZM21 26H22V28H21ZM24 26V27H23ZM27 26V27H26ZM31 28H29V27ZM82 26V27H81ZM87 26V27H86ZM98 26H100V27H98ZM108 28H107V27ZM205 27V28H203V27ZM232 26H234L235 27V24H233ZM4 27L6 28V29H4ZM14 27H16L17 29H19V30H17V29H15ZM96 27H98L99 29H97ZM131 27L132 26H130V29H131ZM175 27V28H174ZM197 27V28H196ZM201 27V28H200ZM233 27V28H234ZM236 27H235V29H236ZM12 28V29H11ZM104 30H103V29ZM119 28V29H120ZM188 28L190 29L189 31H191L190 33H188L187 31H188ZM221 28V29H220ZM242 28V29H241ZM244 28V29H243ZM246 28V29H245ZM15 29V30H14ZM21 29H22V31L26 34V33H29L30 34V38L32 37V39L30 40V38H29V36H27L28 38H29V40H30V42L31 41H33V43L32 44H34L35 45V48H36V46L37 47H39L40 49H41V51H40V54L38 53V51L40 50L39 48L37 49L36 48V50H37V52H36V50L35 49H33L32 48V52H31V48H29V50H30V53H32L31 55V57H35L36 58V60H38L37 59V56H33V54L34 53H38L40 56L38 57L39 59H41L40 61H42L41 62V65H39V66H41V67H39L38 68V63L36 64L35 63V61L32 63L31 61H30V59H33V58H31V57H26L25 55H24V58H26V59H28L29 58V62L28 63H26L28 60H23V59H21V58H23V55L22 54H24L23 52V50H21L24 46L27 48V47H29V46H31L32 44L31 43H29V41H28V38L26 37V36H24V37H26V38H23V36H21L22 38H20L18 35H20L21 33H23L22 31H21ZM27 29V30H26ZM34 29V30H33ZM50 29H52V28H50ZM77 29V30H76ZM87 29V30H86ZM93 29V30H92ZM105 29H108L107 31L105 30ZM129 29V28H128ZM176 31H175V30ZM225 30V31H227V32H222V31H220V30ZM235 29H233V30H235ZM236 29V30H237ZM252 29H253V31H252ZM255 29H256V31H255ZM8 30V31H7ZM10 30H12V31H10ZM17 30V31H16ZM29 30V31H28ZM45 30H47V29H45ZM49 30V29H48ZM55 30H53V31H55ZM102 30V31H101ZM125 30V31H124ZM126 30L128 31V33L126 32ZM164 30V31H163ZM206 30H208V29H206ZM205 30V31H206ZM210 30H208V31H210ZM240 30H238V31H240ZM10 31V32H9ZM16 31V32H15ZM26 31V32H25ZM36 31H37V28H36ZM69 31V32H68ZM80 31H81V35H80ZM88 31H89V33H91V34H89L88 33ZM101 31V32H100ZM105 31H106V33H105ZM123 31V32H122ZM160 31L163 33V32H165L166 31V33L168 34H166V37L164 36L165 35V33H163V35H162V33L160 34ZM182 31H186L187 32V34H185V37L183 36L184 34H183V32ZM196 31H194L195 33H194V35L197 33ZM202 31V30H201ZM205 31H202V33L203 32H205ZM213 31H215V32H213ZM221 32V34H220V32ZM3 32H5V34L3 33ZM8 32V33H7ZM14 33V36H15V38H14V43H16V48L14 49V48H11V46H12V44H14V43H11L12 41H13V37L11 38V36H13L12 34ZM85 32L87 33V34H85ZM95 32H96V34H95ZM97 32H98V34H97ZM100 32V33H99ZM102 32H104L105 33V36H104V33H102ZM119 32H121V33H123V35L122 34H118ZM126 32V33H125ZM171 32V33H170ZM173 32H175V33H173ZM211 32H210V34H211ZM236 33H237V31H235ZM257 32H259V33H257ZM11 35H10V34ZM24 33L22 34V35H24ZM55 33V32H54ZM124 33H125V36H124ZM143 35H142V34ZM155 33V34H154ZM178 33V34H177ZM185 33V32H184ZM219 33V34H218ZM263 33V34H262ZM9 34V35H8ZM34 34H36L37 35V38H36V36L34 35ZM70 34V35H69ZM89 34V35H88ZM105 37V38H103V36ZM118 34V35H117ZM169 34H171V35H169ZM173 34H175V35H173ZM203 34H205V33H203ZM202 34V35H203ZM242 34V33H241ZM240 34V35H241ZM253 34V35H252ZM27 35V34H26ZM31 35H33V36H31ZM74 35H76V34H73L72 36H74ZM101 35V36H100ZM126 35H127V37H126ZM179 35V36H178ZM182 35V36H181ZM187 35H189L190 36V38L192 39V40H190L191 42L190 43H187V42H189L188 40L190 39L189 38V36H187ZM240 35H239V37H240ZM242 35H244V33L242 34ZM34 36H35V38H34ZM88 36V37H87ZM91 36V37H90ZM144 36V38H142ZM149 36V37H148ZM187 36V37H186ZM196 36V35H195ZM226 36V35H225ZM252 36H254V38H252ZM262 36V37H261ZM20 39H22V40H19V38ZM65 37V36H64ZM87 37V39H85ZM106 37H107V39H106ZM110 37V38H109ZM113 37V35H112V40H114L115 38ZM148 37V38H147ZM162 37H164V38H162ZM170 37V38H169ZM180 37V38H179ZM183 37V38H182ZM258 38V40H260V41H258V40H255V39H257ZM10 38V39H9ZM45 38H47V37H45ZM102 38L104 39V41H105V44H101L102 46H107V48L106 47H103V49H102V46L100 45V43H103L104 41H102ZM168 38V39H167ZM178 38V39H177ZM187 38H189L188 40H185V39H187ZM224 38V37H223ZM242 38H244V36L242 37ZM15 39H16V42H15ZM17 39H18V41H17ZM26 41H25V40ZM111 39H110V42H111ZM148 39H149V41H148ZM163 39V40H162ZM164 39H166V40H164ZM171 39V40H170ZM173 39V40H172ZM254 39V40H253ZM3 40V41H2ZM11 40V41H10ZM35 40V41H34ZM70 40V39H69ZM157 40V39H156ZM237 40V39H236ZM253 41V43H252V41ZM262 40V41H261ZM2 41V42H1ZM28 41V42H27ZM62 41H61V44H62ZM83 41H84V43H83ZM92 41V42H91ZM94 41V42H93ZM102 41V42H101ZM127 41V42H126ZM131 41V42H130ZM155 41V40H154ZM163 41V42H162ZM166 41V42H165ZM187 41V42H186ZM243 41V40H242ZM25 42H27V43H29L30 45L29 46H27V44L25 43ZM121 42L124 44V45H121ZM130 42V43H129ZM160 42V43H159ZM169 42V43H168ZM181 43V45H180V43ZM187 44H186V43ZM255 42H257V43H255ZM261 42H262V44H261ZM6 43V44H5ZM79 43H81V45L79 44ZM90 43V44H89ZM120 43V44H119ZM159 43V44H158ZM164 45H163V44ZM175 43V44H174ZM243 43V44H242ZM245 43V44H244ZM9 44H11L10 46H9ZM26 44V45H25ZM51 44V43H50ZM72 44H71V46H72ZM79 44V45H78ZM84 44V45H83ZM98 44H99V46H98ZM155 44L157 45V46H155ZM184 44H186V45H184ZM254 44V46H252ZM256 44H259V45H256ZM17 45H18V47H17ZM22 45H24L23 47H22ZM88 45V46H87ZM90 45V46H89ZM118 45H119V47H123V48H121V50L123 49L124 50V48L126 49L125 51L128 53V54H130L131 53V51L135 48L136 49V51L138 52V51H140L139 53H138V55H137V52H134V54L131 56V54L133 53H131L130 55H127V53L125 52V51H123V52H125V53H123L124 54V56H125V58L126 57H128V58H131V60L130 59H128V58H126L127 59V61H126V64H128V62H130L131 63V66H133L132 68H133V70H135V68L137 67V69L139 70L140 69V67H141V73H139L140 72V70L138 71V70H136V74H135V79L136 78H139V79H136V83L134 82L133 83V81H134V77L132 78V77H129V78H132L133 80H131V79H129L130 81H129V83L131 84H126V86L124 85L123 86V88H122V86L120 87V88H122V89H120L119 87L117 88V89H120L119 91L118 90H116L115 88L113 89V90H116V93H115V91H114V93L116 94L115 96H114V93L112 92H110L111 90H112V87H110L111 86V83H109V82H105V83H107V84H109V86L107 87V85L104 87L105 89H106V87H107V91H105V89L103 88V90L105 91H103L104 93H102V95H101V97L103 96V98L105 99V101L104 102H109V107H108V105H107V103L105 104L104 103V106H103V104H101V103H103L102 101H103V99L102 100H100L101 98H100V96H98L100 99H98V97L96 96L97 95V93H98V91H101L102 89H100V87H99V81H100V79H102L101 77L103 76V80L102 81H104V79H109V80H111V78L112 79H116L115 77H116V75H114L113 74V72H114V70L115 69H117L116 70V72H115V74L117 73V74H119L118 72L121 70V72H126V71H130V64H128V65H126L124 62V57L122 56L123 54H121L122 53V51H120V49H119V47H118ZM160 45V46H159ZM167 45H168V47H167ZM178 47H177V46ZM189 45V46H188ZM80 47V46H82L81 48L82 49H80V50H78L79 48L78 47ZM86 46V47H85ZM171 48H170V47ZM181 46V47H180ZM251 46H252V48L254 47L255 49L253 50V49H251ZM10 47V48H9ZM12 47H15V44L12 46ZM20 47H22V48H20ZM48 48L47 50H44L43 51V49H45V48ZM92 47V48H91ZM99 47H101V48H99ZM112 47H114V49L112 48ZM118 47V48H117ZM127 47H128V49H129V51H128V49H127ZM133 48L132 50H131V48ZM144 47V49L145 50H143L142 48ZM163 47V48H162ZM166 47V48H165ZM173 47V48H172ZM184 47V48H183ZM187 47H189V48H187ZM43 48V49H42ZM54 48V47H53ZM64 48V47H63ZM84 48V49H83ZM99 48V49H98ZM104 48H105V51H107L108 53H110L109 54V56L111 55V53L113 52V56L114 55H116V52L119 54H117L118 55V58H119V62L120 61H123L122 63L120 62H117L116 61V63L117 64H119V65H117L116 67H115V69H114V66L115 65H113V63H115V62H111L110 64H112L113 65V67L111 66V65H109V64H107V63H109L111 60H112V58L111 59H109L108 58V54L106 53V52H104L105 54H106V59L104 58V55L105 54H103V53H100V52H103V50H104ZM108 48H109V50L111 51V49L113 50V51H111V52H109L108 51ZM263 48V49H262ZM15 50V53H14V50ZM24 49V48H23ZM89 51H91V52H89ZM97 49V50H96ZM107 49V50H106ZM117 49H119V51H116L115 52V54H114V51L115 50H117ZM134 49V50H135ZM140 49V50H139ZM155 49V50H154ZM164 49V50H163ZM169 51H168V50ZM188 49V50H187ZM261 49V50H260ZM21 50V51H20ZM25 51H27L26 49H24ZM29 50L27 51V54L29 55ZM35 50V51H34ZM49 50H48V54L49 55H47L46 53H44V54H46L49 58H52L53 59V57H51L50 56V53H49ZM96 50V51H95ZM141 50H142V53H143V51L144 52H147V53H144V54H141ZM158 50V51H157ZM172 50V51H171ZM252 50V51H251ZM70 51V52H69ZM78 51L80 52V53H82V54H80V53H78ZM95 51V53H97V55L95 54H93V55H91L93 52ZM157 51V52H156ZM168 51V52H167ZM9 53V55H11V56H14L13 57V59H12V57L10 56H8V53ZM14 54H13V53ZM19 52V53H18ZM21 52H22V54H21ZM72 52V53H73ZM89 52V53H88ZM174 52V53H173ZM11 53V54H10ZM16 53H18V54H16ZM86 53V54H85ZM149 53V54H148ZM161 53V54H160ZM168 53V54H167ZM13 54V55H12ZM25 54H26V52H25ZM98 54H100V56H101V58L99 59V55ZM102 54V55H101ZM126 54V55H125ZM139 54H141L142 56V60L141 59H139ZM146 54V55H145ZM166 54V55H165ZM172 54V55H171ZM184 54H186V55H184ZM260 54V56L261 57H263V58H261L260 56V58L261 59H263L264 60V56H262ZM35 55V54H34ZM79 57H78V56ZM91 55V56H90ZM110 56V57H113V56ZM137 55V57H134V56H136ZM150 56L149 58H148V60L150 61H148L147 60V62L145 61V56ZM161 55V56H160ZM15 56H16V59H15ZM44 56V55H43ZM72 56H74V58H73V60H71V58H72ZM75 56H77L80 60H81V62H77V60H79V59H77ZM84 56V57H83ZM88 56V57H87ZM89 56H90V59H89ZM93 56V58H91ZM99 56V57H98ZM120 56V57H119ZM131 56V57H130ZM154 56V57H153ZM160 56V57H159ZM183 58H182V57ZM184 56H185V58H184ZM2 57H3V60H2ZM4 57H8V58H6L7 60L5 61V62H3L4 60H5V58ZM20 57V58H19ZM42 57V56H41ZM46 57V56H45ZM47 57V58H48ZM65 56H63V58H64ZM66 57H67V55H66ZM65 57V58H66ZM82 57H83V60H82ZM94 57H95V60H94ZM116 57V56H115ZM167 57V58H166ZM175 57V58H174ZM180 57V58H179ZM11 58V59H10ZM62 58V60L63 61H61V62H63V66H64V68H66L67 66L66 65H64L65 64V61H64V59ZM68 58H66L65 60L67 61V63H68ZM85 58V59H84ZM96 58H97V61H96ZM117 57L115 58V60L116 59H118ZM120 58H121V60H120ZM134 58H136V59H134ZM260 58H257V59H259V60H261ZM18 59H20V60H18ZM93 59V60H92ZM103 60V61H105L106 60V63L105 62H103V63H105V64H101L99 61L100 60ZM109 59V60H108ZM138 59H139V63H137L138 62ZM154 59V60H153ZM162 59H163V61H162ZM164 59H165V61H164ZM179 59V60H178ZM11 60V61H10ZM14 60H15V62H14ZM17 60V61H16ZM34 60V59H33ZM79 60V61H80ZM93 62H92V61ZM101 60V61H102ZM114 60V57H113V60L112 61H115ZM129 60V61H128ZM145 61V63L146 64H144V61ZM156 60V61H155ZM182 62H181V61ZM263 60H261V61H263ZM9 61V62H8ZM20 61V62H19ZM24 61V62H23ZM40 61H36V62H39L40 63ZM59 61V62H58ZM86 62V63H84V66H83V62ZM134 61H135V63H134ZM180 61V62H179ZM11 62H13V63H15V64H12ZM58 63V65H57V67L55 66L57 63ZM156 62V63H155ZM174 62V63H173ZM191 62V63H190ZM11 63V64H10ZM32 63V67L33 66H35V67H31L30 66V64ZM44 63V62H43ZM60 63V64H59ZM66 63V64H67ZM79 63V64H78ZM97 63V64H96ZM115 63V64H116ZM136 63L139 65H137L136 67L134 66V65H136ZM144 65H143V64ZM149 63V64H148ZM160 63V64H159ZM163 65H162V64ZM179 63H181L182 64V66H181V64H180V67L178 66L179 65ZM264 63V62H263ZM7 64V65H6ZM35 64V65H34ZM82 64V65H81ZM100 66H99V65ZM110 67H112V69H113V71H112V69H110L111 71L109 72L108 70V68H107V65ZM124 66H123V65ZM155 64V65H154ZM159 64V65H158ZM167 64V65H166ZM186 64V65H185ZM16 65V66H15ZM25 65V67H26V69H25V67H22V66H24ZM71 65V66H72ZM94 65H96V66H94ZM105 65V67L107 68V69H105V68H103L102 66H104ZM121 65V66H120ZM126 65V66H125ZM148 65V66H147ZM175 65V66H174ZM192 65H193V63H192ZM263 65V64H262ZM12 67V68H10V67ZM61 66V67H60ZM66 66V67H65ZM80 66V67H79ZM86 66V67H85ZM98 66H99V68H98ZM119 66V67H118ZM122 66L123 67H125V68H123V70L122 69H120V68H122ZM129 67V69H128V67ZM142 66H143V68H142ZM145 66V67H144ZM158 66V67H157ZM264 66V65H263ZM0 67V72L2 71L1 68ZM85 68L84 70V72H83V68ZM96 67L97 69H94V68ZM101 67V68H100ZM110 67V68H111ZM127 67V68H126ZM184 67H182V68H184ZM20 68V69H19ZM21 68H23L22 70H21ZM31 68L34 70V73L36 74V71H37V74H36V77L37 76H39V73L42 75V74H44L45 75V77L43 78V77H40V79L43 81V79H47V81H48V85H50L49 84V80H52L53 81V84H54V86H52V87H54V89L51 87V86H49V91L51 92V94H52V96L54 95V92H55V94L57 95V93L58 94H60V95H54L55 97H61V98H65L66 97V99H63V101H62V99L61 98H57L56 100H55V103H54V99H53V97L51 96V94H50V97H49V99L48 100H50V99H53V100H51V101H48L47 100V103H49L48 105H49V107L47 106V103H46V105L45 106H42L41 108H43L44 109V107H45V109L44 110H46V112H44L42 109V112L43 113H45L46 114V116L45 117H47V115L49 116V114H48V111L47 110H52V108H53V110H56V111H58V106H56V105H58V104H60L61 102H58V100H60L61 99V101H62V104H61V107H62V105H63V108L61 109V107L59 108V110H60V112H58V114L59 113H63V111H64V113H65V116H64V113H63V116L65 117V118H63V117H61L60 118V120L58 119L59 118V116L58 115H56L57 114V112L55 113V115L58 117L57 119V121H55L54 122V120L52 119L51 121L55 124V126L58 128L59 127V129H61V130H63V129H66L67 130V133H65V134H69L68 136H70V134H71V132H69L70 130H72V136H73V134L75 135V136H73L74 137V139H75V141L74 142H72V144H75L76 143V146H77V143H79L78 144V146L77 147H74L73 148V145L72 144H70L71 143V139L73 138L72 136V138L70 139L67 135H63L64 134V132L66 131V130H63V131H61V130H59L58 129V131L56 130V132H57V134H58V132L61 134V135H57L56 136V132L54 131L55 130V127H54V125H53V123L51 124V121H50V118L48 119V118H46L47 119V121H49V122H47V121H45V117L43 116L44 114L40 111V114H41V116H40V114L39 113H37V117L35 116L36 114H34V112H33V114L34 115H32V111H30V109H28V107L29 106H27L26 108H24L25 106H26V104L24 103L25 101H26V103H29L28 105H31V103L33 104L32 106H31V108H34L35 106H36V104H37V102H36V104L34 103L35 102V99L33 98L31 101L29 100V99H31V97L33 96V97H35L36 96V94H40V92H41V89L43 88L41 85H43L42 83L40 84V87H39V89L37 90V88L38 87H35L36 85L35 84H33L32 82L34 81V80H37L39 83H40V79L38 80V79H36V78H33V76H32V71L33 70H31ZM82 68V69H81ZM147 68V69H146ZM160 68V69H159ZM185 68V69H186ZM8 69V70H9ZM99 69H100V71H101V73H100V71H99ZM102 69V70H101ZM106 70V71H108L107 73H108V78H106L107 77V74H106V77H104L105 76V73H106V71H104V70ZM120 69V70H119ZM127 69V70H126ZM155 69H157V70H155ZM171 69V70H170ZM192 71L193 70V67H189L188 68V71H190V70ZM264 67L263 68H261L260 67V70H262L263 72H264ZM28 70V71H27ZM56 70H59V71H56ZM73 70V69H72ZM97 70L99 71L98 73L100 74H96L97 73ZM119 70V71H118ZM126 70V71H125ZM149 70H151V71H149ZM153 70H155V71H153ZM159 70V71H158ZM173 70V71H172ZM187 70V69H186ZM30 71V74L28 73L27 74V72H29ZM42 71H43V73H42ZM86 71H88L87 73H86ZM118 71V72H117ZM137 71H138V73H139V75H138V73H137ZM143 71V72H142ZM14 72H17L16 74L14 73ZM21 72H22V75H21ZM26 72V73H25ZM52 72V73H51ZM62 72V73H63ZM67 72L69 73V74H67ZM83 72V73H82ZM91 72V73H90ZM104 73V75H102L103 73ZM135 72V71H134ZM145 72V73H144ZM8 73V74H7ZM20 73V74H19ZM33 73V74H34ZM74 73V74H75ZM95 73V74H94ZM113 74V77H109V75L110 76H112V74ZM147 73V74H146ZM152 75H151V74ZM153 73L154 74H156L155 76H157L158 74L161 76V74H162V77H159V76H157V77H155L154 78V76H153ZM0 74H2V73H0ZM14 74V75H13ZM19 74V75H18ZM23 74H25L26 76H27V78H25L26 80L28 79V81H29V76L31 75V81L32 82H30L31 83V85L33 84V87H35L34 89H33V87L31 88V87H29V85H28V90H31V89H33V90H37V91H32L31 90V92L33 93V94H35L36 92V94L35 95H33V94H31V92H30V96H29V94H24L23 96H24V98H22L23 99V103L19 100V99H21V95H17V93L16 92H13V91H17V92H19V90L18 89H20V90H23V88H24V90L23 91H25V92H27V93H29V91L27 90L26 91V88H27V85H25V86H23L22 85V83H23V81H22V83H21V85L23 86V88L20 86V88L18 87L19 85H16L17 84V80L15 79V81H16V84L12 81V80H14V78L15 77H20V79H23L24 80V82H27L24 78H21V77H24L23 76ZM49 74V73H48ZM55 74V73H54ZM53 74V75H54ZM72 74V75H71ZM82 74H84L83 76H85V77H83L82 78ZM85 74H87V75H89V76H87V75H85ZM95 75V76H92V75ZM130 74V73H129ZM134 74H133V76H134ZM141 74V75H140ZM165 74V75H166ZM13 77H12V76ZM40 75V76H41ZM46 75H47V77H46ZM71 75V76H70ZM132 74H130V76H131ZM137 75V76H136ZM260 75H261V73H260ZM2 76H0L1 78H2ZM67 76H68V78L69 79H71V77L73 76L74 77V81H75V84H74V82H72L71 83V81L73 80V77H72V79H71V81L67 78ZM98 76V78H96ZM99 76H101V77H99ZM118 76V75H117ZM138 76H141V77H138ZM143 76V77H142ZM152 76H153V78H152ZM53 77V76H52ZM51 77V78H52ZM66 78V80H64L65 78ZM76 77V78H77ZM94 77V78H93ZM0 78V79H1ZM13 78V79H12ZM58 80H56V79ZM157 78L159 79L158 81H157ZM12 79V80H11ZM19 79V78H18ZM95 79H97V80H99L98 81V83H97V81L95 80ZM141 79V80H140ZM152 79V80H151ZM10 80V82H8ZM67 80H68V82H67ZM88 80V81H87ZM143 80V81H142ZM152 82H151V81ZM153 80H155V81H153ZM12 81V82H11ZM21 81H18L19 83L21 82ZM66 83H65V82ZM86 81V82H85ZM141 81V82H140ZM146 81V82H145ZM149 81V82H148ZM1 82H3L2 81V79L0 80V83ZM45 82V81H44ZM55 82V83H54ZM70 82V84H68ZM140 82V83H139ZM4 83V82H3ZM8 83V84H7ZM12 83V84H11ZM13 83H14V86H11V85H13ZM29 83V84H30ZM34 83H35V81H34ZM91 83H93L94 85H95V87L94 86H91ZM144 83H145V85H144ZM26 84H28V83H26ZM58 84V85H57ZM62 84V85H61ZM68 84V86H66L65 87V91H64V85H67ZM84 84H85V86H84ZM104 84V83H103ZM140 86H139V85ZM147 84H151V85H148V86H146ZM1 85H2V83H1ZM1 85H0V87H1ZM17 87H16V86ZM35 85V86H34ZM3 86V85H2ZM9 86V87H8ZM37 86H39V85H37ZM44 86V85H43ZM46 86V85H45ZM57 86H59L58 87V90H57ZM62 86V87H61ZM80 86V87H79ZM88 86H89V88H88ZM100 86H101V83H100ZM128 86V87H127ZM138 88H137V87ZM52 89H51V88ZM69 87V88H68ZM95 89V91L93 90V88ZM109 87H110V89H109ZM0 89V91H3L4 92V90L5 89ZM13 88V90H11ZM17 88V89H16ZM22 88V89H21ZM41 88V89H40ZM46 88V87H45ZM68 88V89H67ZM102 88V87H101ZM137 89V90H135V89ZM139 88H140V91H141V89L143 88V90L140 92L139 91ZM152 88H153V90H152ZM63 89V90H62ZM72 89V90H71ZM93 90V92L95 93V95L93 94V93H91L92 92V90H91V92H89V93H86V92H88L87 90ZM97 89H98V91H97ZM125 89V90H124ZM8 90V91H7ZM43 90V89H42ZM53 90V91H52ZM55 90H57V91H55ZM60 90L62 91L61 93L63 94V95H61V93H60ZM108 90H109V92H108ZM124 90V91H123ZM14 93V94H10V93H12V92ZM22 91V92H23ZM48 91V92H49ZM59 91V92H58ZM66 91H67V93H66ZM73 91V92H72ZM118 91V92H117ZM123 91V92H122ZM21 92V91H20ZM24 92V93H25ZM49 92V93H50ZM72 92V93H71ZM107 92V93H106ZM144 92V91H143ZM151 92H149V94H151ZM1 93L5 96H1ZM16 93V94H15ZM71 93V94H70ZM85 93H86V95H85ZM91 93V95H93L94 97H96L97 99H95V98H93V99H95L96 100V102H95V100L91 103V95H89L88 96V94H90ZM107 94V99H106V96H104L103 94ZM134 93V94H133ZM18 94H22V93H18ZM66 94H67V96H66ZM75 94V95H74ZM112 94V95H111ZM121 94V95H120ZM13 95H17V96H14L13 98H12V96ZM27 95V96H26ZM68 95H71V96H68ZM74 97H73V96ZM110 95V96H109ZM154 95H155V93H154ZM64 96V97H63ZM88 96V97H87ZM123 97V99H122V97ZM137 96V97H136ZM139 96V97H138ZM141 96V97H140ZM3 97V98H2ZM19 100H16V98ZM27 97H30V98H28V101L26 100L27 99ZM71 98V100L69 99V98ZM81 97V98H80ZM88 99H87V98ZM112 97V98H111ZM15 98V99H14ZM26 98V99H25ZM89 98H90V100H89ZM139 98V99H138ZM141 98V99H140ZM146 98V99H145ZM21 99V100H22ZM73 99V100H72ZM85 99H87V100H85ZM124 99H126V101L124 100ZM65 100H67V101H65ZM142 100H144V101H142ZM12 101V100H11ZM18 101V102H17ZM53 101V102H52ZM76 101V102H75ZM85 101V102H84ZM21 104H20V103ZM50 102H52V103H50ZM67 102V103H66ZM64 103V104H63ZM85 103H86V105H85ZM137 103V104H136ZM143 103V104H142ZM13 106H12V105ZM23 104V105H22ZM54 105V106H52V108H51V105ZM79 104V105H78ZM94 104V105H93ZM11 105V106H10ZM22 105V106H21ZM25 105V106H24ZM35 105V106H34ZM97 105V106H96ZM103 106V107H105V105H107V109L106 108H104V110H100V109H97V107H99V106ZM4 106V107H3ZM14 106H16L15 107V110H13L14 108ZM47 106V107H46ZM78 106V107H77ZM95 106V107H94ZM11 107V108H10ZM21 107H23L22 108V110H21V112H20V108ZM57 107V108H56ZM92 107H94V108H92ZM9 108V109H8ZM47 108V109H46ZM50 108V109H49ZM54 108H56V109H54ZM91 108V109H90ZM101 109H103L102 107H100ZM23 109H24V111L26 112V111H29L30 113H28V115H29V117H28V115H26V113H25V115H24V111H23ZM27 109V110H26ZM35 109V108H34ZM74 109H75V112H74ZM97 109V110H96ZM2 110V111H1ZM7 110H9V112L10 113H8L7 112ZM11 110V111H10ZM17 110H18V112H17ZM52 110V111H53ZM63 110V111H62ZM106 110V111H105ZM112 110V111H111ZM123 110L124 111H126V112H123ZM132 110V111H131ZM12 111L14 112V113H23V116H20V113H19V118L22 120V122H21V120L20 119H18V121H20V123H21V125H20V123H17L16 122V118H18V115L17 114H15V115H13V113H12ZM52 111H51V113H52ZM78 111V112H77ZM101 111V112H100ZM103 111V112H102ZM5 112V113H4ZM95 112V113H94ZM53 113H54V111H53ZM68 113V114H67ZM102 113V114H101ZM108 113V114H107ZM121 113V114H120ZM39 114V115H38ZM88 114V115H87ZM96 114V115H95ZM11 115H13V117H12V119H11ZM31 115V116H30ZM53 115L54 114H52V115H50L51 116V118H54L55 119V115H54V117H53ZM62 115V114H61ZM60 115V116H61ZM68 115V116H67ZM9 116V117H8ZM14 116H15V118H14ZM17 116V117H16ZM29 118V119H26L27 117ZM33 116V117H32ZM43 117V118H40V117ZM106 116V117H105ZM123 116V117H122ZM128 116V117H127ZM2 117V118H1ZM22 117V118H21ZM126 117V118H125ZM8 118H10L9 120H8ZM63 118V120L64 119H67L68 121H66L65 122V124H64V122H63V124L64 125H68L67 124V122H69V128L67 127V128H64L65 126H63L62 124L60 125V123L62 122L61 121V119ZM78 118H79V120H78ZM2 119H4V120H2ZM36 119V120H35ZM37 119H41V120H38V122L40 123L41 121H42V119H43V121L41 122V123H44V127H42L43 128V130L41 129V131H36V132H43V131H45V127H46V135H47V129H49L48 131L50 132H55L54 133V135H53V132H52V137L51 136H49L48 137V143H47V138H46V143H45V145L47 146H49V143H51L50 141H52V143L53 144H50L51 145V147H49V148H52L53 149V147H55L54 149L55 150H50L49 148H48V146L47 147H45V148H47L48 150H50L51 151V153H50V155L51 154H59V156H57V155H52V158L53 157H55V159L53 158L52 160L54 161V163H55V166H53V161H52V163L50 162V164L49 163H44L43 161V163H40L41 162V160H40V157L39 156H41V158L45 155V154H47V152H48V150L47 149H45V148H42V149H36L33 145H30V144H34V143H36L38 140H39V137H38V135L39 134H37L34 130H36V128L34 127V126H36V125H34V124H36L37 123ZM13 120H14V122H13ZM23 120H25V121H23ZM33 120V121H32ZM101 120H102V122H101ZM104 120V121H103ZM35 122L33 125L34 126H32V125H30V126H32V128L34 129L33 131L35 132L34 134H36V135H34V136H28V135H30L29 133H26V131L25 130H27V132H30L31 131V133H33V131L32 130H30V128L31 127H29V128H27V126H29V124L27 125L26 123H28V122ZM45 121V122H44ZM65 121V120H64ZM3 122V123H2ZM5 122H6V126H5ZM9 122V123H8ZM11 122V123H10ZM25 122V123H24ZM29 122V123H30ZM56 122H57V124H56ZM106 122V123H105ZM114 122V123H113ZM117 122V123H116ZM16 123H17V125H16ZM30 123V124H31ZM39 123H37V124H39ZM8 124H11V126L13 127V128H15V130L16 131H21V132H19L18 131V133H22V136H28V137H30L31 139H32V137L33 138H38V140H36L35 142H34V140L35 139H32L33 141H31V139H29V140H27V139H21V138H24V137H22V136H19V135H17V132H14L15 130L14 129H12V127L10 126V125H8ZM13 124H15L16 126H19L20 125V127H17L16 128V126L15 125H13ZM25 124H26V126H25ZM45 124L47 125V126H45ZM49 124H51L52 125V129H50L49 128ZM103 124V125H102ZM24 125V128H22L21 126H23ZM70 125H71V129H70ZM110 125V126H109ZM62 127V128H61ZM114 127V128H113ZM18 128H22L23 129V132H24V134H23V132H22V129L20 130V129H18ZM31 128V129H32ZM56 128V129H57ZM99 128V129H98ZM8 129H12V130H8ZM29 129V130H28ZM69 129V130H68ZM45 132H43L44 134L43 135H45ZM48 132V133H49ZM69 132V133H68ZM77 132V133H76ZM11 134V135H9V134ZM13 133H16L15 134V136H14V134ZM106 133V134H105ZM2 134V135H1ZM41 134V133H40ZM6 135H7V137H6ZM8 135H9V137H8ZM13 135V136H12ZM50 135V134H49ZM19 136L20 137V139L19 138H17V137ZM41 136H42V134H41ZM54 136V137H53ZM56 136V137H55ZM60 136V137H59ZM90 136V137H89ZM116 136V137H115ZM121 136V135H120ZM14 137V138H13ZM27 137V138H28ZM42 137H44V136H42ZM41 137V138H42ZM81 138V140H79V138ZM7 138H11V140H9V139H7ZM18 139V141L20 140V142H21V144L23 145V143H25L26 144V141L25 140H27V147L29 148V149H27V150H25V152H26V155L27 156H25V152L24 151H22V154L25 156H21L22 154H21V150H23V149H25L26 148V145L25 146H21V144H19V142H17V139ZM40 138V139H41ZM50 138H55L57 141H56V144H54V142L53 141H55V139L53 140V139H51L50 140ZM77 138H78V140H77ZM87 138V139H86ZM95 138V139H94ZM68 139L70 140V141H68ZM116 139V140H115ZM7 140H9V141H11V142H7ZM12 140H15V144H13L14 142H12ZM66 140V141H65ZM88 140V141H87ZM97 140H99V141H97ZM23 141H25V142H23ZM29 141H31V143L29 144ZM76 141H80V142H76ZM92 141V142H91ZM103 141V142H102ZM57 142H58V144H57ZM61 142V143H60ZM67 142V143H66ZM68 142H70L69 144H68ZM5 143V144H4ZM10 144V147L8 146L9 144ZM60 143V144H59ZM6 144H8L7 146H8V148L7 147H3V146H6ZM20 145L19 147L18 146H16V145ZM30 146H29V145ZM84 144V145H83ZM12 145L14 146V148L12 147ZM70 145H71V147L73 148V151H72V148L70 147ZM75 146V145H74ZM87 146V147H86ZM15 147H18V149L16 148L15 149ZM21 147H22V149H21ZM24 147V148H23ZM59 148V152H57V150H58V148ZM62 147V148H61ZM69 147L71 148V154H73L72 152H75V156H73V157H75V161H74V158H72L71 157V154H70V149H69ZM114 147V148H113ZM7 148V149H6ZM9 148H12V149H14V150H12L11 149V151L13 152V157H11L12 156V154H9L8 153V149ZM20 148V149H19ZM44 149H45V151H44ZM60 149H61V151H60ZM114 149V150H113ZM116 149V150H115ZM16 150H18L16 153H14ZM29 150H31L30 152H29ZM36 150H37V152H36ZM39 150H41L40 151V153H39ZM75 150V151H74ZM9 151H10V149H9ZM20 151V152H19ZM33 151V152H32ZM35 151V152H34ZM49 151V152H50ZM54 151H55V153H54ZM101 151V152H100ZM115 151V152H114ZM11 152V153H12ZM66 152V153H65ZM94 152V153H93ZM106 152V153H105ZM34 155H33V154ZM61 153V154H60ZM9 154V155H8ZM29 154V155H28ZM32 154V155H31ZM39 154V155H38ZM85 154V155H84ZM107 154V155H106ZM43 155V156H42ZM69 156V158H68V156ZM93 155V156H92ZM114 155V154H113ZM49 156V155H48ZM9 157V158H8ZM34 157V158H33ZM57 157V158H56ZM60 157V158H59ZM64 157V158H63ZM79 157V158H78ZM87 157H89V158H87ZM23 158H25V159H23ZM39 158V159H38ZM81 158V159H80ZM90 158H92V159H90ZM5 159V160H4ZM32 159V160H31ZM59 159H61V160H63V161H61V160H59ZM65 159H67V161L65 160ZM83 159V160H82ZM94 159V160H93ZM102 159V160H101ZM109 159V160H108ZM42 160H43V158H42ZM60 162H59V161ZM96 160V161H95ZM140 161V160H139ZM139 161L137 160V162H138V164H137V162H136V160L134 161L135 163V165H137V167H139L138 165L140 164L141 165V162L139 163ZM11 163V164H9V163ZM57 162H58V165H57ZM63 162H65V163H63ZM68 162H70V163H68ZM76 162V163H75ZM32 163H34L35 165H36V167H37V170L39 171V172H37V170H35L36 169V167H35V169H34V164H32ZM99 163V164H98ZM101 163V164H100ZM110 163H111V165H110ZM3 164V165H2ZM15 164L17 165V166H15ZM21 164H22V166H21ZM25 164H28V166L31 168L32 166V168L30 169V170H28V168H26L27 166L25 165ZM30 164V165H29ZM38 164H40V165H38ZM45 164V165H44ZM52 164V165H51ZM72 164V165H71ZM106 164V165H105ZM11 165V166H10ZM14 165V166H13ZM24 165V166H23ZM41 165H42V168L44 169H39L38 167H40L41 168ZM47 165V166H46ZM98 165H100L99 167H101V169L98 167ZM9 166V167H8ZM46 166V167H45ZM57 166V167H56ZM70 166H71V168H70ZM73 166V167H72ZM79 166V167H78ZM96 168H95V167ZM11 167V170L10 169H8V168H10ZM15 167V168H14ZM20 167H25V168H20ZM52 168V169H50V170H46L47 168ZM136 167V166H135ZM136 167V168H137ZM7 168V169H6ZM68 168L70 169V170H68ZM92 168V169H91ZM135 168V169H136ZM4 169V170H3ZM6 169V170H5ZM21 169H27V171L26 172H28V171H30V173L31 174H29V172H28V174H26V172H25V170H24V173L26 174V177L28 178H26V177H24L25 176V174H21V175H19L20 174V170ZM32 169H34L33 170V172H32ZM54 169V170H53ZM77 169V170H76ZM134 169V168H133ZM19 170V171H18ZM53 172H52V171ZM59 170V171H58ZM73 170H74V172H73ZM89 170V171H88ZM98 170H100V171H98ZM104 170H102L103 172H104ZM107 170V171H106ZM137 170V169H136ZM43 171H44V173H43ZM58 171V172H57ZM62 171V172H61ZM78 171H80V172H78ZM98 171V172H97ZM5 172V173H4ZM11 172V173H10ZM34 172H36V173H39V174H41L43 177L44 176H46L47 178H42V176H40V175H36V173H34ZM40 172H42V173H40ZM46 172V173H45ZM57 172V173H56ZM18 173V174H17ZM43 174H46V175H43ZM96 174V175H95ZM30 175V176H29ZM32 175H34V176H32ZM36 175V176H35ZM48 175H49V178H48ZM74 175V176H73ZM19 176H20V178L23 176V178H22V180L24 181V182H26V183H24V185L26 186V187H34L35 188V186H36V189L38 190L40 187V189H42V186H44V189H46L45 187H47V191H35V193H34V191H32L33 193H31V192H29L28 194H24V192H22V190H21V184L20 183H18V180L20 181V179H19ZM96 176H98V177H96ZM30 177H31V180H33L34 181V179H35V181H34V184H35V186L33 185V183L31 184V180H29L30 179ZM34 177V178H33ZM37 177H39V179H45L46 181H47V179H48V183L47 184H44V182H45V180L43 181V180H38L37 179ZM56 177V178H55ZM63 179H62V178ZM74 177V178H73ZM100 177V178H99ZM51 178V180H49ZM54 180H53V179ZM61 178V179H60ZM85 178V179H84ZM95 178V179H94ZM96 178H97V180H96ZM16 179H17V181H16ZM75 179V180H74ZM79 179V180H78ZM81 179V180H80ZM94 179V180H93ZM26 180V181H25ZM57 180V181H56ZM75 182H74V181ZM99 180V181H98ZM32 181V182H33ZM40 183H39V182ZM41 181H43V183L41 182ZM56 181V182H55ZM63 181V182H62ZM69 181V182H68ZM96 181H98L97 183H100V184H97L96 183ZM28 182H30L29 184H31V185H29V184H27ZM38 184H37V183ZM51 182V184H49ZM54 182V183H53ZM58 182V183H57ZM72 182V183H71ZM93 183H96V185L95 184H93ZM19 184V185H18ZM40 184V185H39ZM49 184V185H48ZM75 184V185H74ZM28 185V186H27ZM38 185V186H37ZM42 185V186H41ZM50 185H52L51 186V188H50ZM56 185V186H55ZM93 185V186H92ZM98 185H99V187H98ZM17 186V187H16ZM20 186V187H19ZM19 187V188H18ZM32 187V188H33ZM9 188V189H8ZM53 188V189H52ZM97 188H98V190H97ZM101 188V189H100ZM50 189V192L52 191L53 193H47V192H49L48 190ZM57 189V190H56ZM67 189V190H66ZM100 189V190H99ZM10 190V191H9ZM35 190V189H34ZM57 191V192H56ZM98 191V192H97ZM8 192H9V194H10V196L8 197ZM22 192V193H21ZM39 192H41V193H43L44 192V194H47V196H46V200H47V204L45 203L43 206H42V213L40 212L39 213V215H37V213L35 212V210H34V207H35V203L36 202H32V201H35L36 200V198L38 197L37 195H38V193ZM71 192V193H70ZM86 192H87V194H86ZM13 193V194H12ZM20 193V194H19ZM61 193V194H60ZM64 193V194H63ZM65 193H66V195H65ZM79 193V194H78ZM99 193H101V194H99ZM157 193H161V192H157ZM3 194H2V196H3ZM15 194V195H14ZM24 195V197H23V195ZM1 195V194H0ZM12 195V196H11ZM31 195V196H30ZM35 197H33V196ZM53 195V196H52ZM58 195V196H57ZM60 195H62V196H60ZM13 196H15V198H16V201H15V198L13 199V198H10V197H13ZM26 196H27V198H26ZM70 196V197H69ZM79 196V197H78ZM89 196H91V197H89ZM1 197V196H0ZM29 197V198H28ZM51 197V198H50ZM81 197V198H80ZM3 198V197H2ZM6 198H10V200H11V202H12V200H14L12 203L11 202H8V199L6 200ZM23 198H25V199H23ZM32 198V199H31ZM49 198V199H48ZM96 198V199H95ZM35 199V200H34ZM85 199V200H84ZM9 200V201H10ZM28 200H29V202H28ZM53 200H55L54 202H53ZM56 200H58V202L56 201ZM66 200V201H65ZM69 200V201H68ZM72 201V202H71ZM92 201H93V203H92ZM54 204H52V203ZM57 202V203H56ZM75 203V204H74ZM7 204H8V207H7ZM17 204V205H16ZM49 204V205H48ZM59 206H58V205ZM101 204V205H100ZM51 205V207H50V212H51V215L53 214V213H55V214H53L52 215V218H50V212L48 213V206H50ZM52 205H53V207H52ZM66 207H65V206ZM72 205V206H71ZM83 205V206H82ZM4 206V208H2ZM6 206V207H5ZM16 206V207H15ZM46 206H47V209H46ZM101 206L103 207V208H101ZM31 207V208H30ZM101 209H100V208ZM22 208V209H21ZM45 208V209H44ZM51 208H53L52 210H54V211H51ZM69 208V209H68ZM86 208V209H85ZM106 208V207H105ZM10 209V210H11ZM32 209V211H30V210ZM56 209V210H55ZM68 209V210H67ZM72 209V210H71ZM92 209V210H91ZM11 210V211H12ZM46 212H45V211ZM67 210V211H66ZM72 212H71V211ZM101 210V211H100ZM57 211V212H56ZM90 213H88V212ZM16 212H17V214H16ZM34 212V213H33ZM63 212H64V214H63ZM101 212V213H100ZM20 213V214H19ZM58 213V214H57ZM68 213V214H67ZM70 213V214H69ZM78 213V214H77ZM94 213V214H93ZM106 213V214H105ZM1 214V213H0ZM63 214V215H62ZM20 215V216H19ZM48 215V216H47ZM58 215V216H57ZM60 215V216H59ZM65 215V216H64ZM69 215V216H68ZM15 216V217H14ZM17 216V217H16ZM35 216H37V217H35ZM60 219H59V218ZM81 217V218H80ZM2 218V219H1ZM19 218V219H18ZM20 218H21V220H20ZM36 218V219H35ZM40 218H41V220H40ZM55 220H54V219ZM58 218V219H57ZM63 218V219H62ZM109 218V219H108ZM19 220V222L17 221V220ZM23 219H24V221H23ZM31 219V220H30ZM49 219V220H48ZM67 219V220H66ZM69 219V220H68ZM80 219V220H79ZM2 220V221H1ZM61 220V221H60ZM62 220H64V222H66L67 224H68V226L70 227H64V229H62L61 227V225H63V222H62ZM107 220V221H106ZM8 221V222H7ZM10 221V222H9ZM36 221H37V223H36ZM41 221V222H40ZM44 221V222H43ZM69 221V222H68ZM74 223H73V222ZM83 221V222H82ZM88 221V222H87ZM90 221V222H89ZM7 222V223H6ZM17 222H18V224L21 222L23 225H21V224H17ZM39 222V223H38ZM61 222V223H60ZM78 224H77V223ZM97 222V223H96ZM101 222V223H100ZM102 222H104V223H102ZM106 222V223H105ZM12 224V225H9V224ZM47 223V224H46ZM59 223L61 224V225H59ZM95 223V224H94ZM46 224V225H45ZM52 224H53V226H52ZM101 224V225H100ZM4 225V226H3ZM8 225L10 226V227H8ZM43 225V226H42ZM72 227H71V226ZM83 225H86L85 227L83 226ZM93 226V227H92ZM99 228H98V227ZM12 227V228H11ZM19 227V228H18ZM24 227V228H23ZM39 227V228H38ZM46 227V228H45ZM61 228V229H59V228ZM81 227V228H80ZM84 227V228H83ZM11 228V229H10ZM53 228V229H52ZM94 228V229H93ZM98 228V229H97ZM104 228H105V226H104ZM107 228H111V227H107ZM78 229V230H77ZM80 229V230H79ZM97 229V230H96ZM35 230V231H34ZM44 230V231H43ZM48 230V231H47ZM61 230V231H60ZM63 230H67L66 232L65 231H63ZM92 230V231H91ZM94 230V231H93ZM47 231V232H46ZM63 231V232H62ZM108 231H110V234H109V232ZM53 235H52V234ZM80 233H82V234H80ZM20 234V235H19ZM40 234V235H39ZM45 234H47L48 236H46ZM49 234L50 235H52L53 237H54V239L55 238H58V239H56V240H62V239H64L65 241H63L64 242V245H62V244H60L59 245V248H55L54 249V247L53 246H51L52 244H53V241L51 240V242H50V236H49ZM60 234H63V235H61L60 236ZM65 234V235H64ZM44 235V236H43ZM78 235V236H77ZM108 235H110V236H108ZM41 236V237H40ZM42 236H43V239H42ZM57 236V237H56ZM66 236H68V237H66ZM72 236V237H71ZM74 236V237H73ZM2 237V238H1ZM35 237V238H34ZM45 237V238H44ZM47 237V238H46ZM49 237V238H48ZM62 237V238H61ZM3 239V240H2ZM38 239V240H37ZM48 239V240H47ZM101 239V240H100ZM5 240V241H4ZM47 240V241H46ZM67 240H68V242H67ZM46 241V242H45ZM49 241V242H48ZM59 241V242H60ZM62 241L60 242V243H62ZM96 241H98V243L96 242ZM110 241V242H109ZM99 242H101V243H99ZM3 243H5V244H3ZM43 243H44V245H43ZM52 243V244H51ZM66 243V244H65ZM92 243V244H91ZM51 244V245H50ZM69 244V245H68ZM95 244H96V246H95ZM104 244V245H103ZM79 245V246H78ZM6 246V247H5ZM19 246H20V248H19ZM45 246V247H44ZM61 246H63V248H64V246H65V250L61 247ZM90 246V247H89ZM92 246V247H91ZM98 246V247H97ZM5 248V250H4V248ZM101 247V248H100ZM110 247V248H109ZM3 248V249H2ZM53 248V249H52ZM61 248V249H60ZM89 248V249H88ZM54 251H52V250ZM57 249H59L61 252H59V250H57ZM100 249V250H99ZM7 250V251H6ZM69 250H71V251H69ZM76 250V251H75ZM94 250V251H93ZM75 251V252H74ZM88 251V252H89ZM22 252V253H21ZM63 252V253H62ZM65 252V253H64ZM67 252H70V255H65ZM71 252H72V254H71ZM77 252V253H76ZM21 253V254H20ZM55 253H56V255H55ZM59 253L60 254H62V255H59ZM104 253V254H105ZM63 254H64V256H63ZM36 255V256H35ZM9 256V257H8ZM24 256V257H23ZM100 258H99V257ZM27 257V258H26ZM71 257V258H70ZM93 257V258H94ZM64 258H67L66 260L64 259ZM70 258V260H68ZM10 259V260H9ZM23 259V260H22ZM25 259V260H24ZM45 259V260H44ZM62 259V260H61ZM51 260V261H50ZM55 260V261H54ZM65 261V263H64V261ZM101 260V261H100ZM46 261V262H45ZM63 261V262H62ZM67 261V262H66ZM48 262V263H47ZM68 262H70V263H68Z\"/></svg>",
    "mask_w": 264,
    "mask_h": 264
}]
</instances>
